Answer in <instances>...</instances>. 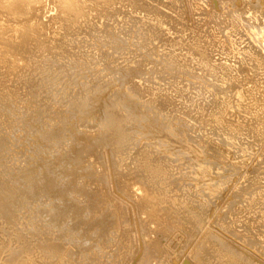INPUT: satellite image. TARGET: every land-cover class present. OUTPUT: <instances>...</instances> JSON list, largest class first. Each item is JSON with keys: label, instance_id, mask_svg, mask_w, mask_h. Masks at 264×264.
<instances>
[{"label": "bare ground", "instance_id": "obj_1", "mask_svg": "<svg viewBox=\"0 0 264 264\" xmlns=\"http://www.w3.org/2000/svg\"><path fill=\"white\" fill-rule=\"evenodd\" d=\"M219 1H221V0H0V14H4V15H6V17H8L9 18V20L11 21H13L14 23H15V26H13L14 27V30L17 32V34H15V33H13V35L12 36H15L16 35V37H18V41L16 40V38H15V40L17 41V42H13V43H11L12 41H13V39L11 40V41H9L10 39H8V40H6L4 37V39H5V41L3 40V39H1V40H3V42H2V45H3V43H4V48L6 47V42L7 41H9V42H7V43H9V44H7V45H9V49H3V50H1V47H0V50H1V53H0V75H5V76H7V78H8V75H9V78H8V80L10 79V75H12V76H16L17 78L16 79H18V81L19 80H23V79H25V78H27L29 75L31 76L32 75V73L30 74L29 72H28V69H29V67L27 68V64H25V65H23V64H19L17 61L19 60V58H20V60H21V58L22 57H24L26 54L28 55L29 53H33V58H34V61H35V63H36V60L37 61H39V64H41V65H38V66H36L35 67V69L37 68L38 70H40L39 71V75H37L38 76V79H39V77H40V79H39V81H45L46 82V80L48 81V77L50 76V75H53V74H57V75H59L61 78H63V77H66L67 78V80L64 82L65 84L64 85H66V86H70V85H72L73 87L75 86V87H82L83 89H81L80 91H76L77 93H76V95H73V96H70V95H65V98H64V100L66 101V102H68L73 108L75 107V111H77V112H79V113H81L82 115H84L86 112L84 111V110H86V111H89L90 112V115H89V119L91 120V122H94L93 123V126H95V128H96V133H93V135H90V134H86L85 132H86V129H85V132H83V130H84V126L83 125H85L83 122V125L82 124H80V130L81 131H77V129H76V127H75V129H74V125H76V124H67L68 123V121H66L65 123H62L63 121H64V119H62V122H61V124H62V127H60V128H62L63 130H65L66 132H68L69 131V137H71L72 136V138H73V144L74 143H76V145L73 147V146H71L72 148H70L71 150H69V149H63V148H58V146H57V148L56 149H63V150H67L66 152H63L62 150L59 152V150H57V152H56V155H54V156H52L51 157V154L53 153H55V152H47V150H49L51 147H49V146H51L49 143L47 144L48 145V149L46 148L45 149V147H43L44 148V152H47L48 154L47 155H49V158L48 159H46V162H47V164H46V162H42L43 164H44V167L42 166V168H38L36 171H37V173H35L36 171H35V169L32 167V169H33V171H35L34 173V175L33 174H31V172L33 173V171H31L30 173L28 172L29 171V169H28V167H25V168H27L26 169V171L24 172L23 170V168H22V172H24L23 173V175L21 176H19V177H17L16 176V174L19 172V169H20V167H18L19 169H18V172H17V170L16 171H13V173L11 172L12 170L11 169H13V167L10 169V171H8V172H11L10 173V177L8 176V178H5L4 176L6 175L5 173H7V172H5L4 174H3V171L5 170V169H3V171H2V173L0 172V217L2 218V219H4V221H5V219L8 217L9 218V216H7V213H8V206H9V201L10 200H14V201H10V202H13V203H19L20 205L21 204H25L26 203V201L28 202L29 201V199H31L33 196H34V194H41V192H39V191H42V188L41 187H44V188H47V187H50V186H53L52 188H50V189H53L55 186L54 185H56V187H58V188H60V189H58V192L60 191V194H61V196H62V194H64V193H66L65 191V188H68V187H64V186H60V185H58L59 183H57L56 182V177H54V173H55V167H53L54 165H55V163L56 162H62L61 160H62V158H63V164L66 162V161H68V159H66V157L67 158H69V159H71V161H73V163L72 162H70L69 161V163H72L71 165L72 166H74L73 167V169H76L77 167L75 166V164L77 165V166H80L79 168H81V170H82V167H81V165H82V156H83V154L85 153H92V152H96L95 154L96 155H98L97 156V160H98V158H99V160H100V164L102 165V168L101 169H103V172H102V170L100 171L101 173H103L102 175H101V178H99V180H98V178H96V179H94L95 181L97 180V184H98V186H100L101 187V189H102V191L105 189V191H106V197L107 196H109L110 195V197L112 198V201H114L112 204H113V206H112V208L114 207V209H112L114 212H116L117 211V213L119 212V214L120 213H122V215L121 216H123V221L121 222V224L123 223V224H127L128 226H136L135 225V223L133 224V219H135V218H137V221H138V218H139V214L141 215V213L144 215V211H148L149 212V214H150V211H152L153 210V208H156V209H158L159 207H156V205H155V203L154 202H152V197H151V200H148V201H146L147 199H145V197H146V195H145V192L146 191H144V194L142 193V186L141 185H139L138 186V184L139 183H141L143 186H150L151 188H154L153 190H157V188L155 189V185L156 184H158L159 182H161L162 180H166V178L169 176H171L172 177V175H170L171 173L170 172H173L172 170H174L173 169V166H172V164L170 163V161L172 160L171 158H169V159H167V156H166V158L164 157H160V154L158 155L159 156V158H156V157H154V154H153V152L155 151H152L153 150V148L155 147V141L153 140V143H151L152 145L153 144H155V145H153V146H151L150 145V147L148 146L149 144H146L145 143V146H144V144H143V148H140V150H135V148H133L132 150L133 151H137L135 154H133V155H135L134 156V162L136 163H134L133 165L136 167L135 169L137 170V167H138V174H136V176H138V179L134 176V174H133V178L135 177L136 179H134V181L136 180L137 182H134V184H136V186L137 187H134L135 185L133 184V185H130L129 183H128V185L126 184V182H125V184L127 185H123L122 187H123V189L122 190H124L125 189V192H124V195H122V196H125V201L122 199V200H119L118 198H116L114 195H116V194H114V195H112V193H113V188H114V186L116 185V182H118V183H120V182H123V181H125V178H127V176H128V178H129V175H131L132 176V171L134 170H132L130 173H129V169H131V168H129L130 166H132V164L131 165H129V167H128V165H126V166H123V163L121 162L122 161V159H125V158H127V157H125L124 158V156L122 155V154H124V152H122V150H125V149H123L124 147H127V146H124L123 147V145H124V143H126V142H128L130 139H131V137H130V135L128 134V130H127V125H134L133 123H137V119L138 118H141L142 116H147L146 117V121H147V118H148V114H150V116H149V118L150 119H152V121L151 122H153L154 123V121H153V119L157 122V119H164L163 120V123H165V119H167V117H166V114L165 115H161V113H159V111H160V109L161 110H163V107H164V105H165V101L167 102V101H169V103H170V100H173V96L172 95H174V93L175 94H179L180 96H181V92L182 91H184L185 92V90L186 89H189L188 87L186 88V87H184V88H186L185 90H183L184 88L182 87V86H179V84L177 83V82H174V81H172V83H170V84H168V82H167V84H168V86L166 87H164V85H163V83L164 82H161L160 80H161V77H160V79H159V81L162 83V85H163V87H160V86H162V85H159V86H156V87H153L154 85H156V84H154L153 86L151 85L150 86V84H149V86L147 85V86H144L143 85V79L142 80H140V83H139V81H137L138 83H135L134 81H130L131 79H128L127 77H130L131 75L133 76V71L130 73V75H129V73H127V72H129L130 71V68H131V65L129 64L128 65V63H130V61L131 62H133V61H135V60H131V59H133V52H132V55H130L129 53V50H128V53H127V56H128V58H131L130 60H127V59H124V60H126L127 61V65L128 66H130L129 67V71H127V72H125L127 69H126V66H125V69L126 70H124V65H126V63H125V61H123L122 60V64H121V66H120V64H119V62H118V64H119V66H118V70H115V68L117 69V66L116 67H114L113 65L112 66H110L111 64H116V56L113 54L114 52H118V50L121 48V45H120V48L118 47V45H116L117 43H115V40L118 38H120L121 40H125V42L127 41H130V44H128V45H132L131 44V40H133L134 42V44H137L140 48H142V49H146L147 47H145L146 45H145V41L149 38L150 39V35L152 36L153 34H155V31H156V33L158 32L160 35H161V39H162V34H164L163 32L164 31H166V30H163L162 31V28L163 29H167V30H171V31H169V33L168 32H165V34L167 35V33L171 36V33L170 32H172V33H174L172 36L174 37L176 34H177V37H174V38H172V36L171 37H168V36H166L165 34H164V44L166 45V46H164V49H165V47H166V49H167V52H166V54H165V56L164 57H166V61H165V63H162V58L160 59L159 57H163V55H161L160 53H159V55H161V56H158V59H155V61L156 60H158L157 62L159 63L160 61V65H161V63H162V65L164 64V65H166L165 66V68L166 69H168L167 68V66L169 65V66H173V67H176V68H178L177 69V71H176V68H175V71L178 73V76L180 75L179 74V72H180V68H181V70H182V67H179L177 64H180V60H181V62H182V59L184 60V64H186L187 65V62L188 61H190V59H194V58H197V59H195L196 60V62L198 61L199 63H200V65H201V67L203 68V70L205 71V72H208V73H210L211 75H213V74H222L221 76H224V74H225V76H226V78L228 79V87L226 86V87H223V88H226V90H224V92L225 91H227V89L229 90V96H225L226 98H225V100L223 99H219L221 96H217V94L215 95V92H214V95L215 96H217V98H218V102H217V105H216V107H215V109L213 110H211L210 112H208L207 113V115L205 116V115H203L202 114V110H203V108L202 107H200L201 105L199 104V100L201 99V97H200V99L198 98L199 96H201L202 95V98L204 97L203 95H207L206 93L207 92H205V94L203 93L204 91H202V93L203 94H201V91H200V94L201 95H197V96H195V97H193L195 94H194V91H192L191 93H189L190 95L193 93L194 95L193 96H189L190 98H187V96L189 95L188 94V90L186 91L187 92V94H186V92H185V95L184 96H186L184 99L185 100H187V99H189V101H187V102H189L186 106H185V111L181 114V115H184L185 116V118H187L186 120H188V121H192V120H195V117H196V120H202V122H204L205 120L206 121H208L210 124H213V125H218V129L217 130H219V128L220 127H222V128H224L225 130H227V133H226V139H228V141H227V144L230 146V148L231 147H233V145H234V141L235 140H239L241 137V135H244V134H246V133H250L249 135H248V137L250 136L251 137V134L254 136V138H251V139H256V141H257V143H261L260 144V146L261 147H263L262 145L264 144V98H263V88H264V85L263 86H261V84L260 83H258V82H256L255 80H253V78H252V76H249V72L250 71H253V70H256V69H262V68H264V53H261V52H259V50H256L255 48H253L252 46H246L244 49H242V51L240 52L241 54H242V59H240L241 60V64H240V62L238 63V64H240V65H244V66H242V68H244L243 70H242V73H243V76H240V75H238L239 73L233 68V65H232V63H233V61L232 60H229L230 62L232 61V63L230 64H225V62L227 61L228 62V60L226 59V57H222L223 58V60L225 61H223V60H221V57H220V61L219 62H221L222 61V63H218V62H215L214 60H212L213 58L212 57H215L214 55L213 56H210L211 55V49L208 47L209 46V43H207L206 42V40L205 39H203V37L204 36H202L203 35V33H206V32H204V30H203V33L199 36L198 35V33L195 31V30H193V32L191 33L190 32V34H187V35H183L184 34V31L186 32V30L187 29H189L190 30V24L188 25L187 23H182L183 21H185V20H183V18L185 17H182V15H179L178 13H182V11H180L179 12V9L181 8V6H182V8H186L188 11L189 10H191V12L193 11H195L196 9H197V7H199L200 5H202V7L204 6V13H202V14H204L205 15V20L206 19H209V18H214V19H216L217 17H218V15L220 16L221 15V10H219L221 13H216V11L213 9V7H212V2H214V5H218L219 3L221 4V5H224V4H227L226 6H228V11H225L224 13H226V17H227V21L225 20L224 22L222 21L221 22V20H223L224 19V14H223V17H221V20L220 19H218L217 21L218 22H220L221 24H224L225 22H226V26H228L227 27V29L229 28V29H231V31H232V34L234 33L235 34V37H240L241 35H244L245 33H247V32H244V30L246 31L247 29H246V26L247 25H250V24H252L251 22L253 21H251L249 24H245L244 23V20H245V17H244V19H243V14H241V12L243 11V8L242 7H244V6H249V4H247V1H250V0H224V1H221V2H219ZM257 2V1H256ZM37 3H42V7L44 8L43 10H45V11H47V12H50L51 14V16H50V18L51 19H49V20H53L54 22L53 23H55V24H58V26H55L54 27V33L56 34V35H58L59 36V38L58 39H53L54 38V36H51V37H53L52 39H50L49 38V40L48 41H46L47 40V38H45V39H43V37L42 36H40V34L42 35H44V33H38V30H37V28H38V25L37 24H39L38 22L40 21V22H42L40 19L43 17L42 15V17L41 18H39V21L37 22L36 21V19H37V15L35 14V12H36V7H35V4H37ZM249 3V2H248ZM258 3H259V0H258ZM247 4V5H246ZM251 4V3H250ZM38 5V4H37ZM253 5V4H252ZM261 5H263V4H261ZM39 6V5H38ZM220 6V5H219ZM248 6H247V8H248ZM201 7V6H200ZM222 8H224L223 6H221ZM232 7H236L235 9H231ZM253 7V9L254 8H256V7H254V6H252ZM258 7V6H257ZM263 7V6H262ZM40 8H41V5H40ZM182 8H181V10H182ZM250 8V7H249ZM38 9V8H37ZM124 9H126V10H124ZM178 9V10H177ZM193 9H195V10H193ZM225 9H227L226 7H225ZM251 9V8H250ZM40 10V9H39ZM39 10H38V12H39ZM224 10V9H223ZM198 11V10H197ZM253 11H255V10H253ZM257 11H259V10H257ZM38 12H36V13H38ZM41 13L43 12V11H40ZM139 12V14L140 13H143V15H142V17H140L139 18V16L138 15H136V16H134V14L135 13H138ZM192 12V13H193ZM200 12H202V11H200ZM46 13V12H45ZM132 13H134L133 15H131ZM247 13V12H246ZM254 14H256V13H254ZM43 15L45 16V14L43 13ZM141 15V14H140ZM176 15H178V16H176ZM47 16H48V13H47ZM98 16H100V17H102L103 19H105V21L106 22H112V23H110V25H109V27L106 29V30H102L101 28L99 29V28H96L95 27V21H94V19L96 18H98ZM137 16H138V18H137ZM259 16V15H258ZM5 17V18H6ZM38 17H40V16H38ZM46 17V16H45ZM182 17V18H181ZM7 18V19H8ZM101 18V19H102ZM186 18V17H185ZM250 18V17H249ZM262 19L264 18V17H261ZM3 19V18H2ZM95 19V20H96ZM99 19V18H98ZM183 21H182V20ZM188 19V18H187ZM186 19V20H187ZM199 19V18H198ZM4 20V19H3ZM6 20V19H5ZM33 20H35L36 22H34ZM182 22H181V21ZM203 20V19H202ZM213 20V19H212ZM250 20V19H249ZM98 20H96V22H97ZM195 21V20H194ZM197 21H199V20H197ZM207 21V20H206ZM209 21V20H208ZM214 21V20H213ZM216 20H215V22L217 23V25L219 24V26L221 25L220 23H218ZM2 22V21H1ZM1 22H0V24H1ZM7 22V21H6ZM45 22V21H44ZM51 22L52 21H50V24H51ZM103 22V21H102ZM256 22V21H255ZM3 23V22H2ZM48 23V22H47ZM46 23V24H47ZM80 23H83V24H85L87 27H88V34L89 35H87V36H91V37H93L95 40H97L96 42H98V40H99V42L100 41H102L104 44H103V47L105 48V47H109V48H112L113 50H110V51H112L113 53H109V51H106V49H105V51H102V49H101V51L102 52H100V53H94V52H83V50H76V49H74L73 47H74V44H76V42L75 43H73V46H71L70 45V42L72 41L73 42V39L71 40L70 38H69V36H71V33L73 34L74 33V31L76 30V28H77V25L78 24H80ZM98 23H100L101 24V22H99L98 21ZM262 23V22H261ZM260 23V24H261ZM40 24H43V23H40ZM107 24H109V23H107ZM113 24V25H112ZM206 24V23H205ZM212 24L213 25H215L213 22H212ZM212 24H209V25H212ZM259 24V23H258ZM4 25V24H3ZM2 25V26H3ZM48 25V24H47ZM46 25V26H47ZM84 25V26H85ZM97 25V24H96ZM191 25H193L194 27H195V25L194 24H191ZM199 25V24H198ZM212 25V26H213ZM49 26V25H48ZM53 26H54V24H53ZM52 26V27H53ZM83 26V25H82ZM82 26L80 27L81 29H82ZM187 26H188V28H187ZM202 26V25H201ZM205 27H206V25H204ZM219 26H217L218 28H220ZM225 26V24H224V28L226 27ZM254 26V25H253ZM252 26V27H253ZM18 27H21V29H19ZM50 27V26H49ZM106 27V26H105ZM249 27V26H248ZM256 27H258V25L256 26ZM1 28V27H0ZM10 28V27H9ZM8 28V30L10 31V29ZM40 28V27H39ZM38 28V29H39ZM43 28V27H42ZM51 28V27H50ZM79 28V29H80ZM84 28V27H83ZM223 28V29H224ZM1 29H3V27L1 28ZM48 28L46 27V30H47ZM52 29V28H51ZM111 29V30H110ZM152 29V30H151ZM197 29V28H196ZM223 29H220V31L221 30H223ZM226 29V28H225ZM6 30V29H5ZM58 30H63V32L62 33H60L59 31L57 32ZM84 30V29H83ZM151 30V31H150ZM1 31V30H0ZM39 31H42V30H40L39 29ZM44 31V30H43ZM48 31H50V30H48ZM52 31V30H51ZM81 31V30H80ZM79 31V32H80ZM153 31H154V33H153ZM192 31V30H191ZM199 31H201V30H199ZM205 31H207V30H205ZM214 31V30H213ZM219 31V30H218ZM224 31V30H223ZM226 31V30H225ZM228 31V30H227ZM230 31V32H231ZM2 32H4V31H2ZM86 32V33H87ZM151 32L153 33V34H151ZM211 32V31H210ZM229 32V31H228ZM229 32V33H230ZM244 32V33H243ZM1 33V32H0ZM77 33H78V29H77ZM201 33V32H200ZM243 33V34H242ZM5 34V33H4ZM12 34V33H11ZM15 34V35H14ZM45 34H46V32H45ZM76 34V33H75ZM74 34V35H75ZM82 34V33H81ZM80 34V35H81ZM85 34V33H84ZM207 34H208V31H207ZM228 34V33H227ZM0 35H3L2 33L0 34ZM78 35V34H77ZM156 35V34H155ZM155 35H154V37H155ZM205 35V34H204ZM213 35V34H212ZM238 35V36H237ZM240 35V36H239ZM6 36H7V34H6ZM11 36V35H10ZM84 36V35H83ZM206 36V35H205ZM209 37H211V35H208ZM208 36H206L207 38H208ZM214 37H215V35H213ZM219 36V35H218ZM229 36H230V34H229ZM233 36V35H232ZM231 36V37H232ZM2 37V36H1ZM42 37V38H41ZM153 37V36H152ZM153 37V39L154 40H156V38H159V36L158 37H155L154 38ZM213 37V38H214ZM242 37V36H241ZM13 38V37H12ZM73 38H74V36H73ZM78 38V37H77ZM90 38V37H89ZM88 38V39H89ZM205 38V37H204ZM212 38V37H211ZM218 38H220V37H218ZM218 38H217V40L216 41H218ZM74 39H76V38H74ZM87 39V40H88ZM148 39V40H149ZM152 38H151V44H152V41L153 42H158V40L159 39H157L156 41H154ZM215 39V38H214ZM235 39V38H234ZM0 40V41H1ZM14 40V41H15ZM83 39H81V42H83L82 41ZM85 40V39H84ZM120 40V41H121ZM208 40V39H207ZM210 40V39H209ZM212 40V39H211ZM239 40V39H238ZM78 41V40H77ZM86 41V40H85ZM91 41V40H90ZM92 41H94L93 39H92ZM118 42H119V44L120 43H124L123 41H119V40H117ZM116 41V42H117ZM213 41V40H212ZM220 41V40H219ZM71 42V43H72ZM79 42H80V40H79ZM98 42V43H99ZM159 42H160V40H159ZM158 42V43H159ZM162 42V41H161ZM214 42V41H213ZM84 43V42H83ZM216 43V42H215ZM214 43V44H215ZM233 43V42H232ZM86 44V43H85ZM93 44H94V42H93ZM96 45H97V43H95ZM147 44V43H146ZM150 44V43H149ZM150 44V45H151ZM160 44V43H159ZM163 42L161 43V45L159 46V47H163ZM207 44H208V46H207ZM213 44V43H212ZM224 44V43H223ZM231 44V43H230ZM229 44V45H230ZM263 44V47H264V42L262 43ZM1 45V44H0ZM115 45H116V47L117 48H119V49H116L115 48ZM123 45H125V44H123ZM226 45V44H225ZM234 45V44H233ZM232 45V46H233ZM92 46V45H91ZM126 46H127V44H126ZM155 46H157V45H155ZM3 47V46H2ZM8 47V46H7ZM85 47V46H84ZM95 47V46H94ZM97 47V46H96ZM150 47V46H149ZM148 47V48H149ZM207 47L210 49V52L208 51L209 49H207ZM216 48H219V49H223V48H220V47H222V46H220V47H217V45L215 46ZM214 47V48H215ZM225 47V46H224ZM231 47V46H230ZM79 48H80V46H79ZM78 48V49H79ZM129 48V47H128ZM152 49L154 48L153 47V44H152V47H151ZM156 48V47H155ZM154 48V49H155ZM212 48V47H211ZM41 49V52L39 51ZM83 49V48H82ZM121 49H123V47L121 48ZM152 49H150L149 50V52H151L152 51ZM153 49V50H154ZM157 49H158V47H157ZM160 49V48H159ZM161 49H163V48H161ZM36 50H38V52L37 53H34V52H36ZM76 50V51H75ZM125 50V49H124ZM123 50V51H124ZM156 50V49H155ZM236 50V49H235ZM10 52V51H12L13 53H11L12 54V60H10L9 58L10 57H6L5 55H3L4 53H6V52ZM42 51H43V54H42ZM86 51V50H85ZM122 51V52H123ZM131 51V50H130ZM146 51H148L147 49H146ZM158 51V50H157ZM157 51H155V52H151L152 54L153 53H156ZM160 51V50H159ZM163 51V50H162ZM162 51H160L161 53H162ZM218 52V50L216 49H214V51L213 52H215L216 54H217V52ZM226 51V50H225ZM263 51H264V49H263ZM41 53V54H39V55H36L35 56V54H38V53ZM45 52V53H44ZM47 52V53H46ZM121 52V53H122ZM212 52V53H213ZM229 52H232V50L231 51H229ZM10 53L8 54L9 56H10ZM120 53V54H121ZM158 53V52H157ZM214 53V54H215ZM44 54H46V55H44ZM123 54H125V52L123 53ZM122 54V55H123ZM130 55V57H129V55ZM140 54V53H139ZM137 55V56H141V54L140 55ZM163 54V53H162ZM219 54V53H218ZM222 54H224V51H223V53ZM228 53H227V51H226V55H227ZM230 54V53H229ZM31 55V54H30ZM56 55H58V57H56V58H54ZM158 55V54H157ZM220 55H221V53H220ZM219 55V56H220ZM232 55V54H231ZM15 56H18L19 58H16ZM29 56V55H28ZM35 56V57H34ZM126 56V55H125ZM153 56H155V55H153ZM221 56H225V55H221ZM31 57V56H30ZM142 57V56H141ZM163 57V58H164ZM26 58H27V56H26ZM25 58V59H26ZM36 58V59H35ZM135 58H137L136 57V55H135ZM144 58V57H143ZM155 58H156V56H155ZM181 58V59H180ZM218 58V57H217ZM226 60H225V59ZM28 59H30V61L32 62V57L31 58H29L28 57ZM28 59H27V61H28ZM32 59V60H31ZM147 59H149V58H147ZM146 59V60H147ZM165 59V58H164ZM163 59V60H164ZM180 59V60H179ZM215 59H216V57H215ZM19 60V61H20ZM77 60H80V61H82L83 63L84 62H86V61H84V60H89L90 62L89 63H87L86 62V64H88L90 67H93V68H95V66H97V65H106L105 67H100V70H99V68L98 67H96L98 70H95V72L97 71V73L94 75V79L96 78V80L98 79V81L96 82L94 79V81H95V83L97 84V85H95L94 86V84L92 85V84H90V83H88L89 81H91V80H88L87 78H86V76H85V74H82V73H79L78 71H79V69H78V71H77V74L78 75H80V74H82L81 76H85V78H86V80L88 81V82H86V84L84 83V82H81L80 80H78V82L79 83H77V77H76V73H75V75H73L74 73H72L71 75L68 73V71H70V70H73L74 68H76V66L75 67H73V69H70L69 70V68H72L71 66H72V64L73 63H75V61H76V65H77V63L79 62H77ZM238 60V59H237ZM22 61V60H21ZM25 61V60H24ZM33 61V62H34ZM145 61V60H144ZM144 61H140L141 63L142 62H144ZM41 62V63H40ZM81 62V64H83ZM123 62L125 63V64H123ZM137 61H135V63H136ZM140 62H139V64H140ZM147 62V61H146ZM145 62V63H146ZM152 62V61H151ZM178 62V63H177ZM38 63V62H37ZM36 63V64H37ZM70 63H72V64H70ZM149 63V60H148V62L146 63V65ZM168 63V64H167ZM174 63H176V64H174ZM191 63H192V61H191ZM235 63V62H234ZM34 64V63H33ZM80 64V66H82ZM85 64V65H86ZM117 64V65H118ZM132 64V63H131ZM138 64V63H137ZM137 64H135V66H133L132 68H134V69H131V70H139V71H141L140 69H139V67L141 68V66L139 65V67H137ZM149 64H151L150 66H153L152 64L153 63H149ZM149 64H148V66H149ZM155 64V63H154ZM190 64V63H189ZM193 64V63H192ZM237 64V65H238ZM69 65H71L69 68L68 67H66V66H69ZM85 65H83V66H85ZM132 65H134V63L132 64ZM160 66V67H162V69L164 68V66ZM181 65V64H180ZM230 65H232V66H230ZM240 65H238V66H240ZM82 66V67H83ZM87 66V65H86ZM127 66V67H128ZM143 66H144V63H143ZM149 66V67H150ZM190 66V65H189ZM31 67H33V65L31 66ZM114 67V68H113ZM121 67H123V69H121ZM135 67H137L138 69H135ZM154 67H156V66H154ZM27 68V69H26ZM68 69V71H67V69ZM77 68H79V64L77 65ZM81 68V67H80ZM93 68H91V70H94ZM95 68V69H96ZM110 68H112L113 70H115L116 72H113L114 74L115 73H117V71H118V73H119V69H121L122 70V72H123V70H124V73H126V75H129V76H126L125 77V79H126V81H127V79L129 80V82H126L125 80V82L128 84V83H132V84H130L129 86H126V83L124 82V86H126V87H124V86H121V85H118V84H114L115 82H113L112 83V81L113 80H117V77L115 76V78H114V75H113V73L111 74L110 73V71H109V69ZM144 68H145V66L142 68V70H144ZM146 68H147V66H146ZM172 68V67H171ZM189 68H192V67H189ZM199 68V67H198ZM36 69V70H37ZM108 69V70H107ZM148 69H150V68H148ZM147 69V70H148ZM25 70V71H24ZM34 70V69H33ZM35 70V71H36ZM37 70V71H38ZM81 70V69H80ZM151 70H154L153 69V67L151 68ZM150 70V71H151ZM157 69H155V71H156ZM171 70V69H170ZM169 69L168 70H165V72H168L169 73V71H170ZM172 70H174V68L172 69ZM196 70H198V69H196ZM196 70H194V72L196 71ZM199 70H200V68H199ZM240 70V69H239ZM106 71H109V73H110V75H108L109 73L107 72V76H112L113 75V80H112V78H111V82L109 83V84H114L115 86H117V88L116 87H114L113 85H112V87L111 88H115V89H111L112 91H110L111 93H108V95L107 96H105V98L103 97L102 99V101H99V100H101V96L99 97L98 95L99 94H101L102 95V93H103V91L105 90V89H107V88H109V86L107 87V84H106V87L107 88H103L104 86H103V79H102V77L104 78V72H106ZM139 71H138V74H139ZM144 71H146V70H144ZM155 71H154V73H155ZM161 72L162 70H158V72ZM179 71V72H178ZM190 72H191V70H189ZM204 71H202V73L204 72ZM30 72H32L31 70H30ZM73 72H75L74 70H73ZM84 72V71H83ZM89 72V71H88ZM88 72H86V74L89 76V74H91V72L88 74ZM111 72H112V70H111ZM135 72V71H134ZM148 72H149V70H148ZM157 72V75L159 74L160 75V73H158ZM171 72V71H170ZM172 72H174V71H172ZM190 72H189V75L191 76V74H190ZM193 72V73H194ZM204 72V73H205ZM26 73H29V75L28 76H26L27 74ZM35 73V72H34ZM92 73H94V72H92ZM117 73V74H118ZM121 73V72H120ZM124 73H122V75L124 74ZM136 73V72H135ZM162 73H164V72H162ZM175 73V72H174ZM173 73V74H174ZM197 73V72H196ZM198 73H200L201 75H202V73L201 72H198ZM203 73V74H204ZM238 73V74H237ZM19 74V75H18ZM104 74V75H103ZM145 74V73H144ZM144 74H142V75H144ZM146 74H148V75H150V74H152V72L150 73H147L146 72ZM156 74V73H155ZM155 74H152V76L154 75V78L152 77V78H150V80H152V79H156L157 77L155 76ZM166 74V73H165ZM164 74V75H165ZM170 74V73H169ZM169 74H166V75H169ZM183 74H184V72H183ZM200 74H199V76H200ZM206 74V73H205ZM35 75H36V73H35ZM57 75H56V77H57ZM92 75V74H91ZM148 75H146V76H148ZM163 75V76H164ZM181 75H182V73H181ZM193 75V74H192ZM207 75V74H206ZM204 76V75H202V77H206L205 79H206V81H209V79L207 80V76ZM37 76H35V78L37 77ZM55 76V75H54ZM59 76L57 77V78H59ZM75 76V77H74ZM84 76H83V78H84ZM93 76V75H92ZM119 76H121V75H119ZM135 76H137V75H135ZM139 76V75H138ZM137 76V77H138ZM151 76V75H150ZM162 76V77H163ZM169 76H171V75H169ZM189 76V77H190ZM210 76V75H209ZM219 76V75H218ZM217 76V77H218ZM221 76H219V80H220V78H221ZM4 77V76H3ZM32 77H33V75H32ZM55 77V78H56ZM80 77V76H79ZM145 77V76H144ZM149 77V76H148ZM148 77H145V78H148ZM156 77V78H155ZM175 77V76H174ZM181 77H183V76H181ZM185 77V76H184ZM182 78L183 79V81H185L184 79L185 78ZM192 78L194 77V79H195V76H191ZM190 77V78H191ZM2 78V77H1ZM35 78H32V79H30V80H32L33 81V79H34V81H37V80H35ZM50 78H52V77H50ZM54 78V79H55ZM81 78V77H80ZM80 78H78V79H80ZM89 78V77H88ZM105 78H106V75H105ZM104 78V79H105ZM109 78V77H108ZM123 79H124V77H122ZM139 78H140V76H139ZM139 78H137L138 80H139ZM164 78V77H163ZM170 79H171V77H169ZM177 78V77H176ZM175 78V79H176ZM180 78V77H179ZM197 78H199L198 76H196V79ZM64 79V78H63ZM90 79H92V78H90ZM120 79V80H119ZM117 81H121L122 79L121 78H119ZM149 79V78H148ZM168 79V78H167ZM170 79H169V82H171L170 81ZM181 79V78H180ZM182 79H181V81H182ZM193 79V80H194ZM212 79H215V80H217L216 79V77L215 78H213V76H212ZM7 80V81H8ZM56 80H58V79H56ZM65 80V79H64ZM85 80V79H84ZM108 80H110V78L108 79ZM150 80H147V82L149 81L150 83H151V81ZM158 80V79H157ZM219 80H217V82L216 83H219L218 81ZM223 80V79H222ZM222 80H220V81H222ZM2 81H3V79H2ZM10 82H12L11 80H9ZM9 81L7 82V83H9ZM15 81H17V80H15ZM17 81V82H18ZM26 81V80H25ZM32 81H30L31 82V84H32ZM50 81V80H49ZM55 81V80H54ZM141 81L143 82V83H141ZM178 81H179V79H178ZM181 81H179V82H181ZM182 81V82H183ZM187 81V80H186ZM204 83L203 84H205V80H202ZM212 81H214V80H212ZM5 82H6V80H5ZM14 82V81H13ZM12 82V83H13ZM20 82V81H19ZM51 82H53V81H51ZM60 82V81H59ZM58 82V83H59ZM109 82V81H108ZM107 82V83H108ZM134 82V83H133ZM145 82H146V79H145ZM146 82V83H147ZM155 82V81H154ZM160 82H158V83H160ZM195 82V81H194ZM210 82V81H209ZM208 82V83H209ZM11 83V86H14V85H17V83L16 84H12ZM50 83V82H49ZM61 83V82H60ZM60 83H59V85H60ZM87 83L88 84H90L89 86H91L92 85V87H89L88 85H87ZM104 83H106V80L104 81ZM117 83V82H116ZM120 83H122V82H119V84ZM153 83V82H152ZM185 83V85H186V83H187V86H188V82H184ZM193 83V82H192ZM197 83V82H196ZM199 83H201V82H199ZM208 83L205 85V86H207L208 85ZM214 83V82H213ZM216 83H215V85L214 86H216ZM247 83H252V85H251V87L249 88H245L244 86H246V84ZM1 84H3V83H1ZM25 84H26V82H25ZM30 84V85H31ZM37 84V83H36ZM39 84V83H38ZM41 84V83H40ZM39 84V86L37 85V87H40L41 85ZM166 84V85H167ZM181 84H183V83H180V85ZM203 84H201V86L203 85ZM210 84V83H209ZM222 84V86H223V82L221 83ZM21 85V84H20ZM23 85V84H22ZM27 85H28V83H27ZM30 85H28V86H30ZM35 85V84H34ZM45 85V84H44ZM51 85V84H50ZM49 85V86H50ZM54 85V84H53ZM184 85V84H183ZM220 85V83L217 85V86H219ZM5 86V85H4ZM7 86V85H6ZM5 86V87H6ZM23 86H25V85H23ZM48 86V87H49ZM55 86H57V84L55 85ZM94 86V87H93ZM193 86V85H192ZM209 86V85H208ZM212 86V85H211ZM216 86V87H217ZM1 87H2V89L4 90V88H3V85H1ZM15 87V86H14ZM17 87V86H16ZM27 87V86H26ZM36 87V89H38ZM42 87V86H41ZM46 87V86H45ZM71 87V86H70ZM69 87V88H70ZM220 87H221V85H220ZM220 87H217V89L218 90H215V91H217V92H219V89H223L222 87L220 88ZM10 88V90H11V88H12V91H13V87H8V89ZM17 88H20V87H17ZM34 88L35 87H33V89L32 90H34ZM55 88V87H54ZM101 88H103V90L101 89ZM190 88H193V87H191L190 86ZM201 89H203V88H206V87H204L203 86V88L202 87H200ZM40 89H42V88H39V90H37V91H40ZM43 89H44V86H43ZM42 89V90H43ZM58 89V88H57ZM71 89V88H70ZM78 89V88H77ZM207 89V88H206ZM213 89V88H212ZM216 89V88H215ZM3 90L1 91V89H0V91L1 92H3ZM16 90V89H15ZM41 90V91H42ZM46 90V89H45ZM98 90L100 91H102V92H100L98 95H97V92H98ZM110 90V89H109ZM190 90V89H189ZM197 91L199 90V89H196ZM239 90H241V91H239ZM5 91H7L6 92V94H8L9 92V90H7V88H6V90ZM35 91V90H34ZM50 91V90H49ZM59 91H60V88H59ZM105 91H108V90H105ZM197 91H195V92H197ZM222 92H223V90H221ZM17 92V91H16ZM45 92V91H44ZM174 92V93H173ZM199 92V91H198ZM196 93V94H199V93ZM14 93H15V91H14ZM50 93V92H49ZM60 93V92H59ZM65 93V92H64ZM107 93H105V94H107ZM171 93H173V94H171ZM213 92H209V95L210 94H212ZM225 93H227V95H228V92H225ZM10 94H11V91H10ZM17 94H19V92H17ZM22 93L20 92V95H21ZM24 95H25V93H23ZM26 94H28V93H26ZM55 94V93H54ZM104 94V93H103ZM184 94V93H183ZM182 94V95H183ZM222 94V93H221ZM220 93H219V95H221ZM4 95H5V93H4ZM13 95V94H12ZM41 95H43V94H41ZM45 95H46V92H45ZM45 95H43V96H45ZM47 95H49V94H47ZM45 96V97H48V96ZM61 95H62V93H61ZM208 95V96H209ZM233 95H236L237 97H238V99L237 100H235V98H237V97H235L234 98V96ZM14 96V95H13ZM12 96V97H13ZM26 96V95H25ZM24 96V97H25ZM29 96V95H28ZM42 96V97H43ZM52 96H53V94H52ZM56 96H57V94H56ZM56 96H55V98H56ZM179 96V97H180ZM183 96V97H184ZM213 96V95H212ZM214 96V97H215ZM27 97V96H26ZM35 97V96H34ZM39 97V96H38ZM41 97V96H40ZM51 97V96H50ZM170 97H172V98H170ZM175 97H177V96H175ZM207 97V96H206ZM210 97H211V95H210ZM214 97H212L213 98V102H214V99H216V97L214 98ZM224 97V96H223ZM17 98V97H16ZM29 98H30V96H29ZM36 98H37V96H36ZM35 98V99H36ZM55 98H53L52 100L54 101V99ZM58 98V97H57ZM56 98V99H57ZM100 98V99H99ZM168 100H167V99ZM181 99H182V97H180ZM198 98V99H197ZM208 98V97H207ZM206 98V99H207ZM239 98H241V99H239ZM11 99H13V98H11V96L10 95H7V96H3V95H1V97H0V111H1V109H2V111H5V112H7L8 114H9V111H11V110H8L9 108H11L10 107V104H11V102H10V100ZM18 99V98H17ZM19 99H21L20 97H19ZM23 99V98H22ZM21 99V100H22ZM27 100H26V102L27 103H33V105L35 106V104H34V101L32 100H30V99H28V98H26ZM34 99V98H33ZM41 99V98H40ZM46 99V98H45ZM61 99V98H60ZM59 99V100H60ZM177 99H179V98H177ZM16 99L14 98V100L13 101H15ZM37 100H39V99H37ZM37 100H35V101H37ZM42 100H44V98H42L41 100H39V101H41L42 102ZM58 100V99H57ZM57 100H56V102H57ZM58 100V101H59ZM62 101H63V99H61ZM61 100H60V102H61ZM162 100V101H161ZM221 100V101H220ZM17 101V103H18V101L19 100H16ZM25 101V99L22 101V102H24ZM46 101V100H45ZM52 101V102H53ZM98 101L99 102H102V104H100L99 106H100V108L99 107H97V108H99V110L97 111V110H95L96 112H94V105L97 103L98 104ZM203 101V100H202ZM209 101H210V98H209ZM212 101H211V104H212ZM219 101H220V103H219ZM241 101V102H240ZM260 101H262V102H260ZM10 102V103H9ZM25 102V103H26ZM51 102V103H52ZM59 102V103H60ZM64 102V101H63ZM66 102H64V103H66ZM173 102V101H172ZM176 102V101H175ZM14 103V102H13ZM16 103V102H15ZM16 103V104H17ZM20 103H21V101H20ZM32 103L31 104H28V108H27V111H26V113L24 114L25 116H24V119H22V120H20L18 117L19 116H15L17 119H19V120H17L18 122L19 121H22V122H24L23 123V125L24 124H27L26 126H29L31 123H36L35 121V119H34V115H36L35 113L37 112V111H33V112H29L30 110H29V106L31 105V107H33L34 108V106L32 105ZM47 104L46 105H48V101L46 102ZM201 103V102H200ZM204 103H206V102H204ZM209 103V102H208ZM19 104V103H18ZM23 104V103H22ZM39 104V103H38ZM45 104V103H44ZM68 104V105H69ZM173 104H174V102H173ZM185 104V103H184ZM201 104H203V103H201ZM214 104H215V102H214ZM21 105V104H20ZM19 105V106H20ZM40 105H41V103H40ZM51 105H53V103L52 104H50L49 106H44L45 108L44 109H48L49 108V110L51 109ZM56 105H58V102L56 103ZM56 105H54V106H56ZM170 104H168V106H169ZM176 105V104H175ZM208 105V104H207ZM11 106H13V104L11 105ZM15 107H16V105H14ZM18 105H17V107H19ZM42 106H43V104H42ZM51 106V107H50ZM53 106V107H54ZM95 106H98V105H95ZM163 106V107H162ZM171 106V105H170ZM169 106V107H170ZM203 106V105H202ZM14 107V108H15ZM21 107V106H20ZM23 107H24V104H23ZM41 107V106H40ZM141 107V108H140ZM178 107V106H177ZM204 107H207V106H204ZM236 107H239L240 109H236ZM22 108V107H21ZM19 109V111L20 110H22V109ZM32 108V109H33ZM39 108V107H38ZM37 108V109H38ZM56 108V107H55ZM54 108V109H55ZM138 108H140V109H142V110H140V109H138ZM171 109L170 110H172L174 107L173 106H171L170 107ZM212 108V107H211ZM36 109V108H35ZM44 109H40V110H44ZM175 109V108H174ZM174 109H173V111H174ZM181 109H183V107L181 108ZM186 109H188V110H186ZM15 111H16V109H14ZM39 110V109H38ZM65 110V109H64ZM159 110V111H158ZM13 111V110H12ZM12 111H11V113H12ZM150 112V113H147L146 115H145V113L146 112ZM178 110L176 109V112H177ZM226 111L228 112V113H226ZM237 111L238 112H242L243 113V121L242 122H238V123H234V120H232L231 121V119H233V116L231 115L232 113L234 114V117H235V114H237ZM14 112V111H13ZM43 114H44V112L43 111H41ZM51 112V111H50ZM56 112V111H55ZM64 112V111H63ZM175 112V111H174ZM173 112V113H174ZM205 112H207V111H205ZM204 112V113H205ZM22 113H24V112H22ZM47 113H48V110H47ZM91 113L92 114H94V115H91ZM170 113H172V111H170ZM173 113L171 114L172 116H173ZM177 113H179V115H180V112H177ZM193 113H198V114H201V115H193ZM50 114V113H49ZM78 114V113H77ZM175 114V113H174ZM232 116V118L230 117V115ZM2 115V114H1ZM1 115H0V119H1ZM4 115V114H3ZM3 115H2V117H3ZM12 115H14V113L12 114ZM17 115V114H16ZM19 115V114H18ZM20 115H21V113H20ZM81 115V117H83ZM176 115H178V114H176ZM228 115H229V117L231 118H229L228 117ZM238 115H240V114H238ZM6 115H4V117H5ZM9 116V115H8ZM22 116V118H23V114L21 115ZM51 116V115H50ZM70 116V115H69ZM86 116V115H85ZM183 116V117H184ZM224 116L225 117H227V118H229L230 119V122H227L224 126L222 125V123L224 122L225 123V119H224ZM241 115L240 116H238V121H239V117H242ZM10 117H11V114H10ZM37 118H38V116H36ZM71 117H73V116H71ZM78 117V116H77ZM9 118V117H8ZM36 118V119H37ZM52 118V117H51ZM63 118V117H62ZM69 118V117H68ZM86 118V117H85ZM84 118V119H85ZM170 118H171V116H170ZM169 118V120H171ZM181 118V117H180ZM74 119H76L75 117H74ZM144 119H145V117H144ZM150 119H148L149 121H150ZM161 119H160V121H159V124L161 123ZM173 119V118H172ZM3 120H5V118H3ZM11 120H13V116L11 117ZM48 120V119H47ZM56 120H58V119H56ZM61 120V119H60ZM66 120V119H65ZM77 120V119H76ZM81 120V119H80ZM139 121H138V123L141 121L140 119H138ZM176 120V119H175ZM185 120V121H186ZM204 120V121H203ZM227 120V119H226ZM242 120V119H241ZM74 121V120H73ZM82 121V120H81ZM86 121H88V120H86ZM145 121V122H146ZM148 121V122H149ZM188 121H186V122H188ZM229 121V120H228ZM15 122V121H14ZM25 122H27V123H25ZM28 122H30V124L28 123ZM60 122V121H59ZM70 122V121H69ZM75 122H78V121H75ZM142 123H144L143 121H141ZM168 122H170V121H168ZM173 122V121H172ZM181 122H182V120H181ZM235 122H237V121H235ZM0 123H1V121H0ZM7 123V122H6ZM11 123L13 124V121H11ZM38 123V122H37ZM42 123V122H41ZM45 124H46V122H44ZM43 123V124H44ZM56 123V122H55ZM86 123V122H85ZM135 123V124H136ZM137 123V124H138ZM141 123V124H142ZM167 123V122H166ZM166 123L163 125L162 123H161V125H163V126H161V127H164V128H166L167 126H165L166 125ZM171 123V122H170ZM180 123V122H179ZM189 123V122H188ZM205 123V122H204ZM240 123V124H239ZM2 124H4V122L2 123ZM1 124V125H2ZM29 124V125H28ZM49 124V123H48ZM47 124V125H48ZM88 124H89V122H88ZM136 124V125H137ZM141 124H139V125H141ZM155 125H156V123H154ZM158 124V125H159ZM173 124V123H172ZM171 124V125H172ZM186 124V123H185ZM203 124V123H202ZM7 125V124H6ZM11 125V124H10ZM37 125V124H36ZM50 125V124H49ZM92 125V124H91ZM146 125V124H145ZM151 125V124H150ZM155 125H151V126H155ZM158 125H156V126H158ZM168 125V124H167ZM171 125H168V129L170 130V131H166V129H164L165 130V133L166 132H171ZM181 125H182V123H181ZM181 125L179 126H177V127H181ZM195 125V124H194ZM193 125V126H194ZM199 126L201 125L200 123L198 124ZM19 126V125H18ZM32 126V125H31ZM31 126H29V127H31ZM34 126V125H33ZM41 126V125H40ZM40 126L38 127V128H40ZM46 126V125H45ZM77 126V127H78ZM83 126V127H82ZM88 126V125H87ZM87 126L85 125V128H87ZM144 126V125H143ZM155 126V127H156ZM160 126V125H159ZM158 126V127H159ZM169 126H170V128H169ZM183 127L185 126V125H182ZM220 126V127H219ZM12 127H14V128H12ZM12 127H11V129H12V131H13V129H15V126H14V124L12 125ZM42 127H44V126H42ZM78 127V128H79ZM82 127V128H81ZM132 127V126H131ZM153 128L154 130H158L157 128ZM177 127H175L176 128V130H177ZM195 127V126H194ZM201 127H203V125L201 126ZM201 127H200V129H201ZM205 127V126H204ZM216 127V126H215ZM17 129V131H19L18 130V128L19 127H16ZM21 128V127H20ZM33 128V127H32ZM35 128V130L34 131H36L35 133H36V138H37V141H43L44 142V140H46V138H49L48 136V134L46 133L45 134V131L42 129V128H40V129H38L37 127H34ZM46 128H48V127H46ZM136 128V127H135ZM144 128V127H143ZM147 128V127H146ZM152 128H150V129H152ZM197 128H199V127H197ZM211 128V127H210ZM210 128H208V129H210ZM213 128V127H212ZM221 128V129H222ZM24 129V128H23ZM30 129V128H29ZM161 129V128H160ZM167 129V130H168ZM173 130H174V127L172 128ZM180 129V128H179ZM184 129V128H183ZM188 129V128H187ZM196 129V128H195ZM208 129H207V131H208ZM223 129V130H224ZM26 130V129H25ZM24 130V131H25ZM50 130V129H49ZM52 130V129H51ZM57 130V129H56ZM62 130V131H63ZM68 130V131H67ZM87 130H89V131H91V133H92V130L93 129H87ZM95 130V129H94ZM138 130V129H137ZM148 130V129H147ZM163 130V131H164ZM184 130H186V129H184ZM191 130V129H190ZM211 130V129H210ZM213 130V129H212ZM211 130V131H212ZM216 130V131H217ZM8 131V130H7ZM16 131V132H17ZM21 131H23V130H21ZM23 131V132H24ZM27 131V130H26ZM25 131V132H26ZM29 131V130H28ZM32 131H33V129H32ZM33 131V132H34ZM61 131V130H60ZM60 131H58V132H60ZM141 131H142V128H141ZM144 131H145V129H144ZM159 131V130H158ZM162 131V132H163ZM175 131V130H174ZM178 131V130H177ZM177 131H175L176 132V134H178V132ZM199 131V130H198ZM202 131V130H201ZM9 132V131H8ZM15 132V133H16ZM48 132V131H47ZM57 132V133H58ZM132 132V131H131ZM136 132H138V131H136ZM145 132H147V131H145ZM161 132V133H162ZM174 132V133H175ZM185 133H186V131H184ZM193 131H191V133H192ZM12 133V132H11ZM22 133V132H21ZM20 133V134H21ZM63 134L65 133V132H62ZM61 133V134H62ZM87 133H88V131H87ZM144 132H140L139 134H143ZM158 133V132H157ZM156 133V134H157ZM173 133V131H172V134H174ZM180 133V132H179ZM211 133V132H210ZM220 133V132H219ZM5 134H7V133H5ZM4 134V135H5ZM25 134V133H24ZM26 134H29L28 132L26 133ZM32 134V133H31ZM51 134V133H50ZM58 134H60V133H58ZM147 134V133H146ZM152 134H154V133H151L150 135L152 136ZM171 133L169 134L170 136H173ZM175 134V135H176ZM182 134H183V131H182ZM188 134V133H187ZM186 134V135H187ZM202 134V133H201ZM213 134V133H212ZM11 135V134H10ZM9 135V136H10ZM19 135V134H18ZM53 135V134H52ZM56 135V134H55ZM65 135V134H64ZM67 135V134H66ZM144 135H145V133H144ZM144 135H143V138H147L146 136L144 137ZM184 136H185V134H183ZM205 135V134H204ZM214 135V134H213ZM215 135H216V133H215ZM218 135V134H217ZM217 135H216V137H217ZM3 136V135H2ZM28 136V135H27ZM32 136V135H31ZM57 136V135H56ZM138 136V135H137ZM140 136H142V135H140ZM149 136V135H148ZM150 136V137H151ZM179 136V135H178ZM177 136V137H178ZM193 136H195V135H193ZM246 136V135H245ZM6 137V136H5ZM12 137V136H11ZM20 137H21V135H20ZM25 137H26V135H25ZM29 137V136H28ZM60 137V136H59ZM150 137H149V140H150ZM179 137H181V135L179 136ZM179 137H178V139H179ZM202 137V136H201ZM247 137V136H246ZM245 137V138H246ZM3 138V137H2ZM13 138H15V137H13ZM53 137H51V139H52ZM141 138V137H140ZM139 138V139H140ZM182 138V137H181ZM186 138H187V136H186ZM189 139H190V137H188ZM194 138V137H193ZM222 138V137H221ZM24 139V138H23ZM50 139V138H49ZM152 139H155V137L153 138L152 137ZM152 139H151V141H152ZM159 139H160V137H159ZM195 139H196V137H195ZM216 139H218V138H216ZM223 139V138H222ZM249 139V138H248ZM2 139L0 138V147H2L3 146V144H2V142H4V141H1ZM22 140V139H21ZM25 140H27V139H25ZM32 140V139H31ZM138 140V139H137ZM144 140H146V139H144ZM148 140V141H149ZM156 140V139H155ZM158 140V139H157ZM187 140V139H186ZM197 140V139H196ZM205 140H206V136H205ZM219 140V139H218ZM221 140V139H220ZM229 140H231V141H233V142H231V141H229ZM241 140V139H240ZM244 140V139H243ZM15 141V140H14ZM55 141V140H54ZM132 141V140H131ZM147 141V142H148ZM162 141H164V140H162ZM167 141V140H166ZM181 141H183V139L181 140ZM194 141V140H193ZM192 141V142H193ZM198 141H200L199 139H198ZM208 141V140H207ZM206 141V142H207ZM212 141V140H211ZM210 141V142H211ZM245 141H248V140H245ZM250 141V140H249ZM255 141V140H254ZM18 142V141H17ZM16 142V143H17ZM25 142V141H24ZM46 142H48V141H46ZM57 142V141H56ZM134 142H136V141H134ZM140 141H138V143H139ZM145 142V141H144ZM178 142H180V140L178 141ZM184 142V141H183ZM187 142V141H186ZM196 142L197 141H195V143L194 144H196ZM209 142V143H210ZM216 142V141H215ZM13 143V142H12ZM26 143V142H25ZM27 143H28V141H27ZM53 143H55V142H53ZM59 143V142H58ZM65 143V142H64ZM133 142H131V144H132ZM160 143H162V142H160ZM165 144H166V142H164ZM171 143V142H170ZM202 143H204V140H203V142ZM201 143V144H202ZM224 143V142H223ZM246 143V142H245ZM254 143V142H253ZM13 144H15V143H13ZM24 144V143H23ZM35 144V143H34ZM57 144V143H56ZM61 144H62V142H61ZM60 144V145H61ZM127 144V143H126ZM134 144V143H133ZM141 144V143H140ZM139 144V145H140ZM172 144V143H171ZM177 144V143H176ZM187 144V143H186ZM201 144H200V146H201ZM212 144V143H211ZM235 144H238V143H235ZM247 145H246V147H249V142H247L246 143ZM252 144V143H251ZM28 145H29V143H28ZM39 145V144H38ZM46 145V144H45ZM63 145H65V144H63ZM63 145H61L62 147H63ZM70 145V144H69ZM142 145V144H141ZM189 145V144H188ZM207 145H208V143H207ZM240 145V144H239ZM238 145V146H239ZM244 145V144H243ZM242 145V146H243ZM26 146V145H25ZM24 146V147H25ZM44 146V145H43ZM66 146V145H65ZM64 146V147H65ZM196 146V145H195ZM194 146V147H195ZM200 146H198V147H200ZM237 146V148H239ZM252 146V145H251ZM249 147V148H253V147ZM256 146V145H255ZM11 147V146H10ZM14 147H15V145H14ZM19 147V146H18ZM33 147H34V145H33ZM39 147V146H38ZM42 147V146H41ZM38 148L39 150H41L42 148ZM60 147V146H59ZM131 147H132V145H131ZM131 147L129 148L130 150H131ZM151 147H153V148H151ZM156 147H158V146H156ZM166 147V146H165ZM183 147V146H182ZM207 147V146H206ZM244 147V146H243ZM4 148V147H3ZM2 148V149H3ZM7 148V147H6ZM35 148H36V146H35ZM159 148V147H158ZM158 148L156 149V150H158ZM162 148V147H161ZM161 148H159V150L161 149ZM171 148V147H170ZM178 148V147H177ZM185 148V147H184ZM188 148V147H187ZM190 149L192 148L191 146L189 147ZM212 148H214V147H212ZM228 148V147H227ZM245 148V147H244ZM257 148H259V147H257ZM5 149V148H4ZM3 149V150H4ZM37 149V150H38ZM52 149V148H51ZM97 149H99L98 151H95V150H97ZM139 149V148H138ZM167 149H168V146H167ZM197 149V148H196ZM195 149V151H197ZM226 149V148H225ZM250 149V150H251ZM260 149V148H259ZM263 149V148H262ZM1 150V149H0ZM9 150V149H8ZM28 150V149H27ZM35 150V149H34ZM38 150V151H39ZM52 150H55L54 149V147H53V149ZM52 150H50V151H52ZM169 150V149H168ZM186 150V149H185ZM214 150H215V148H214ZM217 150V149H216ZM13 151V150H12ZM17 151V150H16ZM31 151H32V149H31ZM30 151V152H31ZM42 151V150H41ZM128 151V150H127ZM132 151V152H133ZM200 151V150H199ZM198 151V152H199ZM202 151H203V148H202ZM201 151V152H202ZM213 151V150H212ZM220 151V150H219ZM229 151H230V149L228 148L227 149V151H226V153L228 154L229 153ZM239 151V150H238ZM241 151V150H240ZM264 151V150H263ZM0 152H2V151H0ZM4 152H6V151H4ZM27 152V151H26ZM33 152V151H32ZM31 152V153H32ZM35 152V151H34ZM43 152V153H44ZM120 152H121V155L123 156L122 157V159L121 160H119V158H115L116 160L118 159L119 160V162L122 164V166L123 167H128L127 168V170L126 169H124V170H126L127 171V173H121V172H119V170H117L118 172H115V174H116V176H117V178H119L118 180H115L114 179V177L115 176H113V178L110 176V174H109V172H110V169L108 168V166H109V163L111 164V161L113 162L112 163V165L115 167V165L117 164L116 162V164H114V157H116V156H119L118 154H120ZM128 152H131V151H128ZM164 152V151H163ZM172 152H173V150H172ZM176 152V151H175ZM180 152V151H179ZM186 152V151H185ZM216 152V151H215ZM17 153V152H16ZM24 153H25V151H24ZM29 153V152H28ZM36 153V152H35ZM38 153V152H37ZM36 153V154H37ZM66 153H68V155L66 156ZM125 153H126V150H125ZM165 153V152H164ZM193 153V152H192ZM203 153V152H202ZM208 153V152H207ZM226 153H220V154H225V156H227V154ZM235 153H237V152H235ZM235 153H232V154H235ZM243 153V152H242ZM130 154V153H129ZM157 154V153H156ZM180 154V153H179ZM209 154H211V153H209ZM217 154V153H216ZM220 154H218V155H220ZM256 154V153H255ZM258 154V153H257ZM12 155V154H11ZM23 155V154H22ZM29 155V154H28ZM92 155V154H91ZM93 155H94V153H93ZM133 155L131 156L132 158H133ZM168 155V154H167ZM199 155V154H198ZM205 155H207V154H205ZM231 155V154H230ZM235 155H237V154H235ZM1 156H2V154H1ZM9 156V155H8ZM13 156H17V155H13ZM27 156V155H26ZM85 156V155H84ZM84 156H83V160H84ZM203 156V155H202ZM217 156V155H216ZM220 156H222V155H220ZM224 156V155H223ZM224 156V157H225ZM252 156V155H251ZM4 157V156H3ZM32 157V156H31ZM34 157H36V156H34ZM40 157V156H39ZM86 157H87V155H86ZM92 157V156H91ZM131 157H128V159L130 160V158ZM223 157V158H224ZM235 157H237V156H235ZM234 157V155H233V158H235ZM240 157V156H239ZM238 157V158H239ZM263 157H264V155H263ZM9 158V157H8ZM11 158V157H10ZM9 158V159H10ZM20 158V157H19ZM23 158V157H22ZM25 158V157H24ZM42 158V157H41ZM93 158V157H92ZM131 158V159H132ZM183 158V157H182ZM205 158V157H204ZM203 158V159H204ZM207 158H209V157H207ZM227 158V157H226ZM229 158V157H228ZM88 159H89V157H88ZM94 159H95V156H94ZM93 159V160H94ZM171 159V160H170ZM176 159V158H175ZM178 159V158H177ZM215 159V158H214ZM242 159V158H241ZM254 159V158H253ZM6 161L8 160V159H5ZM13 160V159H12ZM29 160H30V158H29ZM28 160V161H29ZM37 160H40V159H37ZM85 160H87V158L85 159ZM118 160H117V162H118ZM133 160V159H132ZM189 160V159H188ZM190 160H193V159H190ZM240 160V159H239ZM264 160V159H263ZM23 161V160H22ZM31 161V160H30ZM92 161V160H91ZM96 161V160H95ZM95 161H93V162H95ZM186 160H184V162H185ZM206 161V160H205ZM214 161V160H213ZM220 161H221V159H220ZM223 161V160H222ZM243 161V160H242ZM10 162V161H9ZM15 162H17V161H15ZM89 162H90V160H89ZM123 162H124V160H123ZM130 162V161H129ZM174 162H175V160H174ZM182 162L183 161H181V164H182ZM189 161H187V163H188ZM211 162V161H210ZM230 162V161H229ZM256 162V161H255ZM1 163V162H0ZM131 163V162H130ZM177 163H179V162H177ZM186 163V162H185ZM184 163V164H185ZM228 163V162H227ZM258 163V162H257ZM256 163V164H257ZM14 164V163H13ZM21 164V163H20ZM38 164V163H37ZM41 164V163H40ZM84 164H85V162H84ZM92 164V162L90 163V165ZM95 164V163H94ZM98 164V163H97ZM129 164V163H128ZM191 164H193V163H191ZM226 164V163H225ZM241 164H243V162L241 163ZM17 165V164H16ZM47 167H46V166ZM65 165V164H64ZM67 165H69L67 162H66V166L65 167H67ZM125 165V164H124ZM186 165V164H185ZM189 165V164H188ZM188 165H186V167H183V169L184 168H187V166ZM230 166L232 165V164H229ZM244 165V164H243ZM2 166V165H1ZM0 166V167H1ZM35 168L36 167H38L39 166V164H38V166H36V164L35 165H33ZM48 166H51L52 168H53V170H54V172H52V169H51V167H49V169H48ZM58 166V165H57ZM84 166V165H83ZM92 166H93V164H92ZM116 166H121V165H119V164H117ZM134 166H132V168L134 167ZM177 166V165H176ZM181 166H183V165H181ZM193 166H195V164H193ZM192 165H191V168H195V167H193ZM197 166H198V163H197ZM196 166V167H197ZM199 166H200V163H199ZM220 166V165H219ZM228 166V165H227ZM233 166V165H232ZM231 166V167H232ZM241 166V165H240ZM6 167V166H5ZM58 167H60L61 168V166H58ZM97 167H100V166H98L97 165ZM123 167H121L122 169H123ZM179 167V166H178ZM202 166H200V168H201ZM215 167V166H214ZM218 167V166H217ZM222 167V166H221ZM16 168V167H15ZM59 168V169H60ZM210 168H211V166H210ZM220 168V167H219ZM255 168V167H254ZM2 169V168H1ZM30 169H31V167H30ZM56 169H57V167H56ZM62 169V168H61ZM67 169H68V167H67ZM95 169H96V166H95ZM115 168H112L111 170L113 171ZM178 169V168H177ZM187 169H189V167L187 168ZM204 169H206V168H204ZM51 170V172L53 173V175H51V174H47V173H50L49 171ZM64 169H62V171H63ZM98 170V169H97ZM97 170H94L93 168H92V170H88V173L90 174V177L95 173V172H97ZM180 170V169H179ZM194 171L195 172V170L194 169H191V171ZM225 170V169H224ZM229 170V169H228ZM5 171H7V168H6V170ZM83 171H86V170H84L83 169ZM99 171V170H98ZM115 171H116V169H115ZM123 171V170H122ZM199 171H201V170H199ZM204 171H208L207 169L206 170H204ZM212 171H213V168H212ZM256 171V170H255ZM69 172H71V171H69ZM99 172V173H100ZM105 172V173H104ZM124 172V171H123ZM187 172V171H186ZM197 172V171H196ZM209 172V171H208ZM20 174H22L21 173V171L19 172ZM18 173V174H19ZM26 173H28L27 174V176H26ZM60 173V172H59ZM73 173V172H72ZM75 173V172H74ZM80 173V172H79ZM100 173V174H101ZM129 173V174H128ZM174 173V172H173ZM176 173V172H175ZM175 173H174V175H175ZM178 173V172H177ZM182 173V172H181ZM190 172L188 171L187 173H185L186 175H188ZM198 173V172H197ZM204 173V172H203ZM210 173V172H209ZM231 173V172H230ZM234 173V172H233ZM17 174V175H18ZM70 174V173H69ZM86 174V173H85ZM98 174V173H97ZM113 174H114V172H113ZM194 174V173H193ZM202 174V173H201ZM206 174V173H205ZM212 174V173H211ZM242 174V173H241ZM240 174V175H241ZM251 174V173H250ZM257 174H259V173H257ZM256 174V175H257ZM25 175V176H24ZM30 175H32V176H30ZM83 175V174H82ZM99 175V174H98ZM98 175H96L95 174V177L96 176H98ZM204 175V174H203ZM217 175V174H216ZM234 175V174H233ZM252 175H255V174H252ZM256 175H255V177H256ZM57 177H58V175H56ZM85 176V175H84ZM131 176H130V178H131ZM191 176V175H190ZM196 176V175H195ZM198 176H200V175H198ZM232 176V175H231ZM257 176H259V175H257ZM86 177V176H85ZM189 177V176H188ZM205 178H206V176H204ZM208 177V176H207ZM247 176L245 175V178H246ZM254 177V178H255ZM10 178H13L14 180H10ZM61 178V177H60ZM123 178V179H122ZM129 178V179H130ZM176 178H177V176H176ZM184 178V177H183ZM198 178V177H197ZM202 178V177H201ZM200 178V179H201ZM217 178V177H216ZM229 178V177H228ZM249 178V177H248ZM260 178V177H259ZM24 179V180H23ZM64 179V178H63ZM67 179V178H66ZM73 179V178H72ZM71 179V180H72ZM86 179V178H85ZM88 179V178H87ZM179 179V178H178ZM177 179V180H178ZM182 179V178H181ZM193 179V178H192ZM209 179V178H208ZM58 180V179H57ZM60 180V179H59ZM82 180H84L83 178H82ZM127 180V179H126ZM133 180V179H132ZM168 180H169V178H168ZM180 180V179H179ZM195 180V179H194ZM219 180V179H218ZM221 180V179H220ZM227 180V179H226ZM263 180V179H262ZM25 181V182H24ZM61 181V180H60ZM68 181V180H67ZM74 181V180H73ZM73 181H71L72 183H73ZM86 181V180H85ZM129 181V180H128ZM172 181V180H171ZM215 180H213V182H214ZM232 181V180H231ZM78 182V181H77ZM81 182V181H80ZM79 182V183H80ZM131 182V181H130ZM177 182V181H176ZM197 182V181H196ZM202 182V181H201ZM222 183H223V181H221ZM226 182H228V181H226ZM235 182H237V181H235ZM245 182V181H244ZM24 183V184H23ZM63 183V182H62ZM74 183H75V181H74ZM73 183V184H74ZM83 183V182H82ZM124 183V182H123ZM122 183V184H123ZM133 183V182H132ZM131 183V184H132ZM163 183H164V181H163ZM167 183V182H166ZM194 183V182H193ZM204 183V182H203ZM215 183V182H214ZM218 183L219 184H221L219 181H218ZM263 183V182H262ZM64 184V183H63ZM174 184V183H173ZM179 184H180V181H179ZM178 184V185H179ZM205 184H206V182H205ZM209 184V183H208ZM224 184H225V182H224ZM223 184V185H224ZM247 185L249 184V183H246ZM252 185H254V183H251ZM257 184H259V183H257ZM26 187H25V186ZM70 185V184H69ZM191 185H192V183H191ZM190 185V186H191ZM207 185V184H206ZM214 185V184H213ZM222 185V184H221ZM220 185V186H221ZM225 185H227V184H225ZM240 185V184H239ZM242 185H244L243 183H242ZM263 185V184H262ZM24 186V187H23ZM77 186H79V185H77ZM85 186V185H84ZM88 186V185H87ZM86 186V187H87ZM141 186V187H140ZM164 186V185H163ZM173 186V185H172ZM180 186H182V185H180ZM180 186H179V189H180ZM185 186V185H184ZM187 186V185H186ZM189 186V187H190ZM193 186V185H192ZM196 186V185H195ZM207 186H209V185H207ZM219 186V185H218ZM246 186V185H245ZM81 187H82V185H81ZM85 187V188H86ZM89 187V186H88ZM92 187V186H91ZM91 187H89V188H91ZM99 187V188H100ZM150 187H149V189H150ZM165 187H167V185L165 186ZM171 187V186H170ZM243 189H244V187L243 186H241ZM249 187L250 186H248V189H249ZM253 187V186H252ZM256 187H258L257 185H256ZM263 187V186H262ZM76 187L74 186V189H75ZM133 188H135V189H133ZM148 188V187H147ZM147 188H145V190H147ZM169 188V187H168ZM177 188V187H176ZM193 188H194V186H193ZM196 188V187H195ZM208 188H210V187H208ZM216 188V187H215ZM254 188V187H253ZM252 188V189H253ZM49 188H47V189H45V190H48ZM56 189V190H57ZM82 189H84V187L82 188ZM100 189V190H101ZM148 189V190H149ZM159 189V188H158ZM162 189V188H161ZM178 189V188H177ZM192 189V188H191ZM222 189H223V187H222ZM231 189V188H230ZM44 190V189H43ZM44 190V193L46 192ZM55 189H54V194H56V191ZM70 190V189H69ZM77 190V189H76ZM80 190V189H79ZM87 190H89V189H87ZM129 190H130V192H129ZM144 190V189H143ZM150 190H152V189H150ZM150 190L149 191H147V192H150ZM171 190H172V188H171ZM185 191L183 192V194L181 195V200H179L177 203L175 202L174 203V207H175V205H181V204H183V208H185L186 209V215H187V217L184 219L186 222H188V223H194V227H197L198 229H196L195 230V228H194V232H192L191 230H189L188 229V227H186V226H184V227H186V228H183V231L182 232H184L185 234V237H187L188 239L189 238H193L194 240H198V241H196L195 243H197V244H195L196 246H195V248L193 247L192 248V246H188L189 248L188 249H190L189 251H191V254H190V252H189V254L190 255H188V256H186L185 257V261H183V263L184 264H211L212 262H210L211 260H209L208 261V257H205V256H208V255H206L205 253H203L202 255H200L201 253H200V251H198L199 249H201L202 247H203V250L205 249V247H206V249L208 250V252H206L207 250L205 249L204 250V252H206L207 254H212V253H216V254H214V255H216V256H214V257H216L215 259H216V261H217V258L221 261V264H258V262L256 263V261L254 262V261H252L251 260V258L249 259V256H247V254L245 255V253H244V251L243 252H241L238 248H236V247H234V245H232L231 243L233 242H231L230 243V241H227L226 239H225V236H222V235H220V234H217V233H215V232H212L213 230H215V229H211L210 231H207L205 234H203V228H205V226H208L209 224V221H208V223H207V221H206V217L205 218H203V217H201L200 215H202L203 216V210H202V213H200V219H195V218H197V217H199L197 214H198V212L196 211V208L198 209L199 207H203L204 208V206L207 204V202L209 201H204V200H202L201 199V194L199 195V193L197 192V193H195V194H197V195H199L200 197H198V196H196V195H194L193 193H194V191H196V190H194V191H190L189 189H184ZM189 190V191H188ZM209 190V189H208ZM217 190V189H216ZM250 191L249 192H253L254 190H251V189H249ZM90 191V190H89ZM93 191H94V189H92V193H93ZM105 191H103V192H105ZM137 191V192H136ZM140 191V193H138ZM162 191V190H161ZM170 191V190H169ZM176 191H178V190H176ZM212 191V190H211ZM259 190H257V192H258ZM43 192V191H42ZM53 192V191H51V190H49V194H51V193ZM69 192V191H68ZM72 192V191H71ZM133 192L136 194H133ZM146 192V193H147ZM154 192V191H153ZM166 192V191H165ZM178 192H180V194H181V191L179 190ZM193 192V193H192ZM207 192V191H206ZM217 192V191H216ZM237 192V191H236ZM257 192H256V194H255V192H254V194H253V196H250V197H252V198H250V199H246V201H247V203H249V204H247L248 205V211H247V208H244V209H246V211L249 213V215L251 214V218H250V221L249 222H252L253 223V225L255 226V224H256V226H257V224L260 226V225H262L263 223H264V192L262 193V192H259L258 194H257ZM48 193V192H47ZM70 193V192H69ZM80 193V192H79ZM90 193V192H89ZM88 193V194H89ZM138 193V194H137ZM151 193L152 192H150L149 193V197H150V195H151ZM155 193V192H154ZM154 193H152V195L154 194ZM156 193H158L157 191H156ZM202 193V192H201ZM43 194V193H42ZM58 194V193H57ZM97 194V193H96ZM102 194V193H101ZM159 194V193H158ZM174 194V193H173ZM219 194V193H218ZM238 194V193H237ZM241 194V193H240ZM244 194H246V193H244ZM247 194H248V192H247ZM44 195H46V193L44 194ZM80 195V194H79ZM82 195V194H81ZM95 195V194H94ZM132 195H134V196H132ZM151 195V196H152ZM155 195H157V194H155ZM175 195V194H174ZM179 195V194H178ZM212 195V194H211ZM214 195V194H213ZM227 195V194H226ZM225 195V196H226ZM37 196V195H36ZM41 196V195H40ZM47 196V195H46ZM97 196V195H96ZM101 196V195H100ZM104 196V195H103ZM118 196V195H117ZM134 197V199H136L137 198V200H133L132 199V201H134V203H132V204H129L127 201H126V199L128 200V199H130V198H132V197ZM135 196H136V198H135ZM148 196V195H147ZM160 196H161V194H160ZM239 196V194L237 195V197ZM245 196V195H244ZM35 197V196H34ZM74 197H76V196H73V199H74ZM84 197V196H83ZM105 197V196H104ZM103 197V198H104ZM110 197H108V198H110ZM119 197V196H118ZM148 197V198H149ZM153 197H154V195H153ZM167 197H168V195H167ZM235 197V196H234ZM233 197V198H234ZM36 198V197H35ZM48 198V197H47ZM56 198V197H55ZM70 198H71V196H70ZM70 198H68V199H70ZM90 198H93L94 199V197H93V195H92V197H90ZM115 198H116V200H115ZM122 198V197H121ZM156 198V197H155ZM173 198V197H172ZM205 198V197H204ZM203 198V199H204ZM241 198V197H240ZM33 199V198H32ZM32 199H31V201L29 202V203H31L32 202ZM40 199V198H39ZM43 199H44V197H43ZM52 199V198H51ZM62 199H64V197L62 198ZM77 199V198H76ZM96 199V198H95ZM94 199V200H95ZM106 199V198H105ZM242 199V198H241ZM35 200V199H34ZM33 200V201H34ZM80 200V199H79ZM91 200V199H90ZM157 200V199H156ZM156 200H155V202H156ZM162 200V199H161ZM52 201V200H51ZM54 201H55V199H54ZM93 201V200H92ZM129 201V200H128ZM154 201V200H153ZM169 201V200H168ZM173 201V200H172ZM174 201H176V200H174ZM219 201V200H218ZM228 201V200H227ZM230 201V200H229ZM238 201H239V199H238ZM237 201V202H238ZM46 202H49V201H46ZM66 203H67V201H65ZM69 202V201H68ZM75 202V201H74ZM89 202V201H88ZM99 202V201H98ZM97 202V203H98ZM111 202V201H110ZM171 202V201H170ZM169 202V203H170ZM13 203H11V204H13ZM34 202H32L31 204H29L28 206H29V208H30V206L33 204ZM39 203V202H38ZM42 203V202H41ZM40 203V204H41ZM77 203V202H76ZM80 203V202H79ZM92 204H93V202H91ZM107 203V202H106ZM228 203V202H227ZM240 203V202H239ZM245 203V202H244ZM15 204H13V205H11V206H14ZM45 204V203H44ZM48 205H44V206H46V208H42V207H44V206H41V205H39V206H41V207H38V206H35V208L36 207H38V208H36L35 210H33V212H35L34 214L37 216V214L39 215V217H37L36 218V221H37V219L38 218H40L41 219V217H43L42 215H48V216H46V217H48L49 219V221H50V219H51V221L53 222V220H54V222L53 223H55V222H58V220H57V217L59 216L60 217V215H56L57 213H56V211H55V208L53 209V208H51L50 206L51 205H49V203H47ZM96 204V203H95ZM105 204V203H104ZM155 205L154 207L152 206V205ZM163 204V203H162ZM245 204V205H246ZM26 205V204H25ZM54 205H56L55 203H54ZM70 205V204H69ZM91 205V204H90ZM106 205H108V203L106 204ZM106 205H104V206H106ZM146 205H147V207H146ZM157 205H158V203H157ZM244 205V206H245ZM33 206V205H32ZM47 206H49L48 208H47ZM58 206V205H57ZM57 206H55V207H57ZM91 206H94V204L93 205H91ZM97 206V205H96ZM159 206V205H158ZM163 206V205H162ZM162 206H160V208L162 207ZM172 206V207H173ZM207 206H210V205H208L207 204ZM219 206V205H218ZM232 206V205H231ZM18 207V206H17ZM75 207H77L76 205L74 206V208ZM100 207H101V205H100ZM164 207V206H163ZM162 207V209H161V212H162V210L163 209H165V208H163ZM172 207H170V209H172ZM217 207V206H216ZM222 207H223V205H222ZM242 207V206H241ZM246 207V206H245ZM21 208V207H20ZM65 208V207H64ZM63 207H62V209L63 210H65ZM68 209H69V207H67ZM71 208V210H73L74 211V209H72L73 207H70ZM80 208H81V206H80ZM103 208V207H102ZM108 208V207H107ZM159 208V209H160ZM182 207H180V209H181ZM210 207H208V209H209ZM230 208V207H229ZM10 209V208H9ZM11 209H12V207H11ZM16 209V208H15ZM31 209V208H30ZM29 209V210H30ZM33 209V208H32ZM32 209L29 211V213L32 215L33 213H31V211H32ZM57 209V208H56ZM75 209H78V207L77 208H75ZM85 209V208H84ZM105 209V208H104ZM111 209V208H110ZM152 209V210H151ZM156 209H154V211H156ZM159 209H158V211H159ZM170 209H169V212H170ZM24 210V209H23ZM67 210V209H66ZM90 210V209H89ZM103 210V209H102ZM174 210V209H173ZM210 210V209H209ZM209 210H208V212H209ZM239 210V209H238ZM10 211H12V210H10ZM13 211H15L14 209H13ZM19 212L21 211V209L20 210H18ZM26 211V210H25ZM24 211V212H25ZM28 211V210H27ZM58 211L59 212H61L59 209H58ZM78 211V210H77ZM92 211V214H90L91 215V217H90V219L92 218L93 219V210H91ZM91 211H89V212H91ZM98 211V210H97ZM105 211V210H104ZM154 211H152L151 213H154ZM181 211H182V209H181ZM183 211H184V209H183ZM183 211H182V215H183ZM225 211V210H224ZM241 211H242V209H241ZM245 211V210H244ZM18 212V213H19ZM71 212V214H72V211H70ZM85 212H87V211H85ZM101 212V211H100ZM144 212V213H143ZM157 212V211H156ZM168 212V213H169ZM172 212V211H171ZM228 212V211H227ZM28 212L26 213V214H29ZM66 213V212H65ZM69 212L67 211V213L66 214H68ZM88 213V212H87ZM96 213V212H95ZM158 213V212H157ZM157 213H155V215L157 214ZM160 213V212H159ZM163 214H164V212H162ZM160 214V215H162V216H164L163 214ZM178 213V212H177ZM204 213H205V211H204ZM241 213V212H240ZM244 213H246V212H244ZM248 213H247V215H245L246 217L248 216ZM29 214V215H30ZM59 214V213H58ZM62 214V213H61ZM65 214V215H66ZM77 214V213H76ZM115 214V216L116 215H118V214H116V213H114ZM114 214H113V216H114ZM148 213H146V215H147ZM148 214V215H149ZM169 214H171V213H169ZM172 214H173V212H172ZM9 215V214H8ZM15 215H16V212H15ZM19 215H23V214H18L17 215V218H18V216ZM63 215H64V213H63ZM73 215H74V213H73ZM78 215V214H77ZM77 215H75V217L77 216ZM88 215V214H87ZM158 215L159 214H157V218H158ZM168 215V214H167ZM176 215V214H175ZM174 215V216H175ZM185 215V216H186ZM235 215H237V214H235ZM243 215V214H242ZM255 216V217H252V216ZM13 216H14V213H13ZM33 216V215H32ZM35 216V217H36ZM94 216H96V215H94ZM101 216V215H100ZM104 216V215H103ZM105 216H108V215H105ZM151 216V215H150ZM170 216V215H169ZM179 216V217H178ZM184 216V217H185ZM197 216V217H196ZM11 217V216H10ZM16 217V216H15ZM29 217V216H28ZM45 217V218H46ZM62 218V221H63V216H61ZM128 217V218H127ZM135 217V218H134ZM152 217H153V215H152ZM161 217V216H160ZM173 217V216H172ZM176 217H178V218H180V215L179 214H177V216ZM183 217V218H184ZM249 217V216H248ZM247 217V218H248ZM0 218V219H1ZM30 218V221L29 222H31V218H32V222H34L35 221V218H33V217H29ZM68 219H69V216L67 217ZM76 218H79L78 216L76 217ZM76 218H74V216H72V219H76ZM86 218V217H85ZM97 218L98 219H100L101 217H95L94 219H96V221H97ZM107 218V217H106ZM105 218V221L106 222H108L107 221V219ZM111 218H112V214H111ZM115 218V217H114ZM113 218V219H114ZM119 218H120V216H119ZM119 218H117V216H116V219H115V221H117V219H119ZM142 218V217H141ZM140 218V219H141ZM154 218V217H153ZM152 218V221H154V219ZM246 218V219H247ZM9 219H11V222H12V218H9ZM9 219H8V221H9ZM13 219H15V218H13ZM21 219V218H20ZM23 219V218H22ZM33 219H34V221H33ZM40 219H38V223L37 222H34V223H37V224H39L40 223V225H41V227L42 228H44V229H46L45 227H52L53 228V226H54V228H55V226L56 225H52V223L50 224L48 221H45L46 223H44V222H42V224L45 226V224H47V226H45V227H43V225L41 224V222H40ZM70 219H71V216H70ZM92 219H91V222H92ZM94 219H93V221H94ZM101 219H103V218H101ZM113 219H111V221H113ZM121 219V218H120ZM162 219V218H161ZM193 219H195V220H193ZM203 219H205V220H203ZM207 219H208V217H207ZM210 219V218H209ZM41 221H44L43 219H41ZM77 221H78V219H77ZM79 221H80V218H79ZM114 221V224H115V227H116V230L118 231V230H120V223H119V221L118 222H115ZM150 221H151V219H150ZM206 221V222H205ZM222 221H223V224H224V226H225V223H227V221H226V219L224 218V217H222ZM225 221V222H224ZM247 221H248V219H247ZM246 221V222H247ZM17 222H18V219H17ZM28 222V223H29ZM61 222V221H60ZM64 222H65V219H64ZM64 222L62 223V224H64ZM74 222V221H73ZM83 222V221H82ZM87 222V221H86ZM91 222L90 221H88V224H91ZM95 222V221H94ZM135 222H136V219H135ZM165 222V224H166V221H164ZM170 222H171V219H170ZM184 222V221H183ZM185 222V223H186ZM245 222V223H246ZM4 223V222H3ZM7 223V222H6ZM10 223V222H9ZM12 223H14V222H12ZM12 223H10V224H12ZM23 224H22V226H24L25 227V225H26V223H25V221H23L22 222ZM25 223V224H24ZM60 223V224H61ZM76 223V222H75ZM84 223V222H83ZM93 223V222H92ZM96 223V222H95ZM95 223H93V224H91V226H93ZM100 223V222H99ZM104 223V222H103ZM113 223V222H112ZM111 223V224H112ZM137 223V222H136ZM141 223V222H140ZM146 223V222H145ZM153 223V222H152ZM155 223V222H154ZM159 223V222H158ZM167 223H169V222H167ZM172 223H173V221H172ZM171 223V224H172ZM188 223H187V225H188ZM212 223H214L215 224V222H212ZM231 223H233V222H231ZM9 224V225H10ZM15 226H17V223L15 222ZM21 224V223H20ZM30 224V223H29ZM32 225H35V226H37L36 224H33V223H31ZM56 224V223H55ZM61 224V225H62ZM78 224V223H77ZM102 224V223H101ZM114 224H112V225H114ZM146 224H149V222H147ZM145 224V225H146ZM161 224H162V222H161ZM164 224V223H163ZM180 224H182V222L180 223ZM180 224H178V226L180 225ZM247 224V223H246ZM250 224V223H249ZM13 225V224H12ZM32 225H31V227H32ZM69 225V224H68ZM105 225V224H104ZM111 225V226H112ZM170 225V224H169ZM219 225L221 226V224H220V221H219ZM229 223L227 224V226L229 227ZM2 226V225H1ZM18 226H19V223H18ZM17 226V227H18ZM29 226V225H28ZM28 226H26V227H28ZM63 226V225H62ZM77 226V225H76ZM75 226V227H76ZM79 226V225H78ZM86 226V225H85ZM99 226V225H98ZM108 226V225H107ZM110 226V225H109ZM137 226H138V229H137V231H135V230H133L132 229V227H130L131 229H132V231H134L133 232V235L131 234L130 236H132V237H130V238H133V240L132 241H134L133 242V246L134 245H136L137 246V250L138 249H140L141 250V256H140V259L138 260V262L136 263V264H149V262H148V260L150 261L151 259L150 258H148V257H154V255L158 258V256L159 257H161L162 259V263L161 264H168L169 262H170V259L171 258H176L175 256H174V254H175V252H172V251H169V248H171V247H169V248H166L168 245H167V243H164V242H162L161 240H163L164 238H162L163 237V235H162V232H164L165 233V230L164 231H162L161 229V235H162V239L160 240V239H158V238H156V240H151L150 242H147V241H145V240H142V238H141V236L143 235V231H144V227H143V224H137ZM151 226V225H150ZM153 226H155V225H153ZM158 226V225H157ZM172 226V225H171ZM174 226V225H173ZM178 226H176V224H175V227L174 228H176V227H178ZM190 226H191V229L193 230V225L192 224H190ZM219 226V227H220ZM223 226V225H222ZM222 226L220 227V228H222ZM231 226H232V224H231ZM235 226V225H234ZM233 226V227H234ZM246 226V225H245ZM253 226V227H254ZM255 226V227H256ZM26 227L24 228V229H26ZM56 227H58V228H60L59 226H56ZM63 227H65V229H66V226H63ZM63 227H61V229H58V230H62V228ZM72 227V226H71ZM87 227H89V226H87ZM159 227H161V225L159 226ZM169 227V226H168ZM168 227H165V228H167V230H170V229H168ZM180 227H181V225H180ZM180 227H178V228H180ZM214 227V226H213ZM212 227V228H213ZM216 227V226H215ZM228 227L226 228V226H225V228L227 229V231L229 232L230 230V228L228 229ZM232 227V228H233ZM248 227V226H247ZM249 227H250V225H249ZM11 228V227H10ZM14 228V227H13ZM33 228H35L34 226H33ZM37 228L38 227H36V229L35 230H37ZM39 228H40V226H39ZM53 228V229H54ZM69 228V227H68ZM83 228H84V226H83ZM83 228H82V230H83ZM103 228V227H102ZM123 230H125L126 229V227H121ZM130 228L128 227L127 228V230L126 231H129L130 230ZM136 228V227H135ZM152 227H150V229H151ZM164 228V229H165ZM171 229H172V227H170ZM173 228V229H174ZM190 228V227H189ZM207 228V227H206ZM211 228V227H210ZM224 228V232H225V229ZM258 228V227H257ZM6 229V228H5ZM8 229V228H7ZM15 229V228H14ZM20 229H23V227L22 228H20ZM19 229V230H20ZM32 229V228H31ZM31 229H29L28 228V230L29 231H32ZM56 229V228H55ZM64 229V230H65ZM69 229H72V228H69ZM93 229V228H92ZM95 229V228H94ZM129 229V230H128ZM155 229V228H154ZM157 229V228H156ZM156 229H155V231H156ZM217 229H219L218 227H217ZM256 229V228H255ZM18 230V231H19ZM35 230H33L32 232H34ZM47 230V229H46ZM46 230H45V233H44V236H46V237H44V239H42V242H40V240H41V236L39 237L38 235H40V233L39 234H37V233H35V234H37L36 236L37 237H39L38 238V240L36 239V238H32V239H36L37 241H35L36 243H40V245L38 246V247H36V248H38V249H36V251H37V259L35 258L34 260H36L35 262H37L38 261V263H39V260L41 259V260H45V259H48L49 257L51 258V261H48L47 260V263L45 262V264H53V261L54 262H56L55 261V259H53L52 260V257L54 258V256L52 255H50V253L52 252L53 253V247H55V240L57 239H55L54 240V235H56L55 234V232H54V234H52L51 233V231L50 232H46ZM74 230H76L75 228H73V232H74ZM90 230H91V227H90ZM101 230V229H100ZM100 230H99V232H100ZM105 231H106V229H104ZM123 230H121V232L123 231ZM167 230H166V232H167ZM175 230V229H174ZM222 229H220V231H221ZM14 231V230H13ZM23 231V230H22ZM26 231V230H25ZM49 231V230H48ZM54 231H57V230H54ZM63 231V230H62ZM67 232H69L68 230H66ZM72 231V230H71ZM79 231H80V229L79 230H76L75 232H78L79 233ZM87 231V230H86ZM93 231H95V230H93ZM109 231V230H108ZM173 231V230H172ZM171 231V232H172ZM216 231V230H215ZM218 231V230H217ZM216 231V232H217ZM227 231L225 232L226 234H227ZM233 231V230H232ZM235 231V230H234ZM1 232V231H0ZM35 232H37V231H35ZM38 232H40V229H39V231ZM42 232V231H41ZM53 232V231H52ZM58 232V231H57ZM60 232V231H59ZM58 232V233H59ZM67 232H64V233H67ZM73 232H72V234H73ZM80 232H82L83 233V231H80ZM102 232V231H101ZM104 232V231H103ZM112 232V231H111ZM119 232V231H118ZM149 232V231H148ZM158 232H159V230H158ZM181 231H179L178 233H180ZM201 232H202V234H203V236L201 237L200 236V234H201ZM223 232V231H222ZM70 233V232H69ZM150 233V232H149ZM148 233V234H149ZM152 233V232H151ZM170 233V232H169ZM168 233V234H169ZM173 233V232H172ZM171 233V234H172ZM233 232H231V234H232ZM238 234H239V232H237ZM245 233V232H244ZM257 233V232H256ZM15 234V233H14ZM17 234V233H16ZM30 234V233H29ZM34 234V233H33ZM60 234V233H59ZM80 234V233H79ZM94 234V233H93ZM104 234V233H103ZM106 234V233H105ZM104 234V235H105ZM108 234V233H107ZM106 234V235H107ZM113 234H114V232H113ZM122 234H124V233H122ZM155 234H156V232H155ZM154 234V235H155ZM157 234H159V233H157ZM159 234V235H160ZM182 234V233H181ZM228 234H230V233H228ZM230 234V236H232ZM241 234V233H240ZM243 234V233H242ZM259 234V233H258ZM1 235V234H0ZM4 235V234H3ZM10 235H11V233H10ZM42 235V238H43V233L41 234ZM53 235V236H52ZM62 234H60V236H61ZM70 235V234H69ZM76 235V234H75ZM98 235V234H97ZM112 235V234H111ZM125 235H126V232H125ZM128 235V236H127ZM126 235V238H128L129 237V234H127ZM149 235H151V234H149ZM149 235H146V236H149ZM170 235V234H169ZM176 235H178V234H176ZM224 235V234H223ZM255 235V234H254ZM14 236V235H13ZM16 236V235H15ZM23 236V235H22ZM21 236V237H22ZM35 236V237H36ZM80 236V235H79ZM86 236V235H85ZM94 236H95V234H94ZM101 236V235H100ZM116 236H117V234H116ZM115 236V237H116ZM164 236H165V234H164ZM183 236V235H182ZM181 236V237H182ZM227 236H229V235H227ZM241 236V235H240ZM244 236V235H243ZM248 236V235H247ZM2 237V236H1ZM5 237H6V235H5ZM31 237H32V235H31ZM53 237V238H52ZM57 237V236H56ZM65 237H67V236H65ZM71 236H69V238L68 239H71V242H73L74 241V239L73 238H70ZM77 237V236H76ZM90 237V236H89ZM103 237V236H102ZM114 237V236H113ZM150 237V236H149ZM155 237V236H154ZM153 237V238H154ZM201 237V238H200ZM62 238V237H61ZM93 238V237H92ZM111 238V237H110ZM152 238V237H151ZM232 238V237H231ZM234 238V237H233ZM247 238V237H246ZM11 239V238H10ZM12 239H14V238H12ZM19 239H20V237H19ZM24 239V238H23ZM26 239V238H25ZM28 239V238H27ZM30 239V238H29ZM59 239H60V237H59ZM67 239V238H66ZM65 239V241H66V243L68 244V241ZM88 239V238H87ZM99 239V238H98ZM98 239H97V241H98ZM103 239V238H102ZM105 239V238H104ZM109 239V238H108ZM129 239V238H128ZM147 239V238H146ZM149 239V238H148ZM155 239V238H154ZM170 239V238H169ZM178 239V238H177ZM228 240H230L229 238H227ZM257 239V238H256ZM16 240V239H15ZM14 240V241H15ZM21 240V239H20ZM58 240V239H57ZM56 240V241H57ZM63 240H64V238H63ZM73 240V241H72ZM80 240V239H79ZM78 240V241H79ZM93 240H94V238H93ZM118 240H119V238H118ZM121 240V239H120ZM189 240H191V239H189ZM233 240V239H232ZM235 240H237V239H235ZM8 241V240H7ZM11 241V240H10ZM24 241V240H23ZM31 241V240H30ZM78 241H76V242H78ZM86 241H88V240H86ZM99 241H100V239H99ZM112 241V240H111ZM185 241H186V239H185ZM188 241V240H187ZM242 241V240H241ZM248 241V240H247ZM3 242V241H2ZM4 242H5V239H4ZM12 242H13V240H12ZM19 242V241H18ZM60 242H63V241H60ZM71 242L69 241V243L71 244ZM81 242V241H80ZM107 242H108V240H107ZM110 242V241H109ZM109 242H108V244H109ZM118 242V241H117ZM129 242H131V240H129ZM245 242V241H244ZM11 243V242H10ZM15 243V242H14ZM28 243V242H27ZM26 243V244H27ZM31 243V242H30ZM30 243H28V244H30ZM33 243V242H32ZM57 243H59V241L57 242ZM82 243H84V242H82ZM92 243V242H91ZM95 243V242H94ZM100 243V242H99ZM105 243V242H104ZM120 243V242H119ZM132 243V242H131ZM166 244L167 246H165L164 244ZM175 243V242H174ZM209 244L208 246L206 245V244ZM247 243V242H246ZM18 244V243H17ZM20 244V243H19ZM22 244V243H21ZM63 244V243H62ZM65 244V243H64ZM63 244V245H64ZM76 243L74 242V245H75ZM78 244V243H77ZM76 244V245H77ZM117 244V243H116ZM128 244V243H127ZM127 244L125 245V246H127ZM170 244V243H169ZM177 244V243H176ZM233 244H235L234 242H233ZM252 244V243H251ZM15 245V244H14ZM23 245V244H22ZM34 245V244H33ZM38 245V244H37ZM73 245V244H72ZM87 245V244H86ZM86 245H84V246H86ZM97 245V244H96ZM122 245H123V243H122ZM173 245V244H172ZM186 245V244H185ZM206 245V246H205ZM235 245H237V244H235ZM245 244H243V248L246 246H244ZM1 246V245H0ZM20 246V245H19ZM28 246V245H27ZM32 246V245H31ZM58 246V245H57ZM61 246V245H60ZM92 246V245H91ZM94 246V245H93ZM104 246V245H103ZM102 246V247H103ZM110 246V245H109ZM118 246V245H117ZM124 246V247H125ZM128 246H130V245H128ZM132 245L130 246V249H131V247H133ZM135 246V247H136ZM205 246V247H204ZM238 246V245H237ZM240 247H241V243H240V245H239ZM29 247V246H28ZM63 247V246H62ZM61 247V249L63 250V248ZM64 247H66V245L64 246ZM78 247H80V248H82L81 246H78ZM100 247V246H99ZM121 247V246H120ZM246 247H248V248H250L251 246H246ZM245 247V248H246ZM253 247V246H252ZM1 248H2V246H1ZM7 248V247H6ZM16 248V247H15ZM32 248H34V247H32ZM59 248V247H58ZM76 248V247H75ZM112 248V247H111ZM117 248V247H116ZM174 248V247H173ZM177 248V247H176ZM175 248V249H176ZM244 248V249H245ZM255 248V247H254ZM3 249V248H2ZM10 249V248H9ZM19 249V248H18ZM30 249V248H29ZM28 249V250H29ZM61 249H58V250H61ZM69 249V248H68ZM96 249V248H95ZM102 249V248H101ZM106 249H107V247H106ZM115 249V248H114ZM113 249V250H114ZM118 249V248H117ZM128 249V248H127ZM133 249H135L134 247H133ZM260 249V248H259ZM263 249V248H262ZM16 250H17V248H16ZM20 250V249H19ZM28 250H27V252H28ZM32 250H34V249H32ZM31 250V251H32ZM65 250V249H64ZM85 250V249H84ZM87 250V249H86ZM94 250V249H93ZM98 250V249H97ZM108 250V249H107ZM112 250V251H113ZM125 250V249H124ZM136 250V252H138ZM186 250V249H185ZM202 250V251H203ZM246 251H249V250H247V249H245ZM1 251V250H0ZM10 251L11 250H9V253H10ZM23 251V250H22ZM30 251V250H29ZM35 251V250H34ZM33 251V252H34ZM54 251H56V254H57V247H56V250L54 249ZM67 251V250H66ZM70 251H72V250H70ZM70 251L68 250V255L69 256H71V257H73L71 254H70ZM74 252H75V250H73ZM72 251V254L74 253ZM80 251V250H79ZM105 251V250H104ZM117 251V250H116ZM133 251V250H132ZM251 251H253L252 249H251ZM255 251V250H254ZM12 252V251H11ZM15 252H17V251H15ZM19 252V251H18ZM84 252V251H83ZM92 252V250L90 251V253ZM95 252V251H94ZM100 252H102V251H100ZM109 252V251H108ZM108 252H105V253H108ZM182 252H183V250H182ZM3 253V252H2ZM7 253V252H6ZM60 253H61V251H60ZM79 253V252H78ZM77 253V254H78ZM81 253H82V249H81ZM86 253V252H85ZM111 253V252H110ZM114 253V252H113ZM174 253V254H173ZM185 253H187V251L185 252ZM249 253V252H248ZM11 254V253H10ZM9 254V255H10ZM18 254V253H17ZM19 254H21V253H19ZM18 254V255H19ZM30 254V253H29ZM59 254V253H58ZM75 254V253H74ZM80 254V253H79ZM97 254V253H96ZM95 254V255H96ZM99 254V253H98ZM97 254V255H98ZM115 254V253H114ZM117 254V253H116ZM115 254V255H116ZM131 254V253H130ZM129 254V255H130ZM135 254V253H134ZM177 254V253H176ZM175 254V255H176ZM182 254V253H181ZM181 254H177V255H181ZM257 254V253H256ZM264 254V253H263ZM31 255V254H30ZM83 255V254H82ZM94 255V256H95ZM109 255V254H108ZM123 255V254H122ZM133 255V254H132ZM139 255V254H138ZM176 255V256H177ZM1 256V255H0ZM8 256V255H7ZM16 256V255H15ZM14 256V257H15ZM29 256V255H28ZM34 256V255H33ZM49 256V257H48ZM56 257H59L58 255H55ZM63 257L65 256V255H62ZM76 256V255H75ZM87 256V255H86ZM94 256H93V258H94ZM106 256V255H105ZM113 256V255H112ZM111 256V257H112ZM136 256V255H135ZM179 256L177 257L178 259H179ZM212 256V261H215V259H214V257ZM254 256V255H253ZM256 256H258V255H256ZM1 257H4V255L3 256H1ZM0 257V258H1ZM13 257V256H12ZM35 257V256H34ZM33 257V258H34ZM48 257V258H47ZM61 257V256H60ZM63 257H61V258H63ZM67 258H68V256H66ZM82 257V256H81ZM108 257V256H107ZM107 257H105V258H107ZM120 257V256H119ZM29 258V257H28ZM38 258H39V260H38ZM75 258V257H74ZM78 258V257H77ZM80 258V257H79ZM92 258V257H91ZM95 258H97V257H95ZM103 258V257H102ZM117 258V257H116ZM157 258H155V259H157ZM177 258H176V260H174V259H172L173 261H177ZM209 258H210V256H209ZM264 258V257H263ZM4 259V258H3ZM11 259V257L9 258V259H6V260H0V261H2V263H0V264H9V260ZM17 259V258H16ZM26 259H27V257H26ZM26 259H22V262L20 261H18V259H17V261L16 260H14L15 262H17V264H27L28 263V261L30 260V258L28 259V260H26ZM32 259V258H31ZM86 259V258H85ZM90 259V258H89ZM98 259H99V257H98ZM111 259V258H110ZM134 259H135V257H134ZM153 259V258H152ZM19 260H21V259H19ZM24 260H26V262L27 263H25V261ZM58 260V259H57ZM59 260H61V259H59ZM58 260V261H59ZM74 260V259H73ZM78 260L79 259H77V261L76 262H78ZM84 260V259H83ZM87 260V259H86ZM103 260H104V258H103ZM102 260V261H103ZM108 260H109V258H108ZM118 260V259H117ZM123 260H124V258H123ZM126 260V259H125ZM128 260V259H127ZM154 260V259H153ZM181 260H183V259H181ZM180 260V261H181ZM253 260H254V258H253ZM264 260V259H263ZM13 261V260H12ZM13 261V262H14ZM24 261V262H23ZM67 261V260H66ZM93 261V260H92ZM91 261V262H92ZM116 261V260H115ZM130 261H131V259H130ZM130 261H128V262H130ZM157 261H159V260H157ZM180 261H177V262H179V264L181 263ZM258 261V260H257ZM14 262V263H15ZM30 262V261H29ZM32 262V261H31ZM30 262V263H31ZM34 262V263H35ZM43 262V263H44ZM62 262V261H61ZM69 262V261H68ZM71 262V261H70ZM69 262V263H70ZM121 262V261H120ZM124 262V261H123ZM156 262V261H155ZM210 262V263H209ZM13 263V264H14ZM29 263V264H30ZM34 263H32V264H34ZM42 263V264H43ZM57 263V262H56ZM59 263V262H58ZM57 263V264H58ZM65 263V262H64ZM80 263H81V261H80ZM88 262H86V264H87ZM93 263V262H92ZM96 263H98V262H96ZM105 263V262H104ZM108 263V262H107ZM172 263V262H171ZM215 262H213V264H214ZM218 263V262H217ZM12 264V263H11ZM41 264V263H40ZM67 264V263H66ZM77 264H79V262L77 263ZM126 264H130V263H126ZM173 264H174V262H173ZM219 264V263H218Z\"/></svg>", "mask_w": 264, "mask_h": 264}, {"label": "rangeland", "instance_id": "obj_2", "mask_svg": "<svg viewBox=\"0 0 264 264\" xmlns=\"http://www.w3.org/2000/svg\"><path fill=\"white\" fill-rule=\"evenodd\" d=\"M221 1H224V0H221ZM221 1H219V2H221ZM226 1V0H225ZM257 1V2H256ZM249 2V3H248ZM213 4H212V7H213V9L216 11V13H221V17H223V14L225 15L224 16V19L223 20H221V17L218 15V17L216 18V19H214V18H209V19H206L205 20V15L204 14H202V13H204L203 11V9H204V6L202 7V5H200L199 7H197V9L195 10V9H193V10H195L193 13L191 12V10H187L186 8H182V6H181V8H182V10H181V8L179 9V12L180 11H182V13L180 12V13H178L179 15H182V17H184L183 18V20H185V21H183L182 19V23H187L190 27V30L189 29H187L186 30V32L184 31V34L183 35H187V34H190V32L192 33L193 32V30H195L197 33H198V35L200 36L202 33H203V30H204V32H206V33H203V35L202 36H204L203 37V39H205L206 40V42L207 43H209V46H208V44H207V46L211 49V52H210V49L207 47V49H209L208 51L211 53V55L210 56H215L216 57V59H215V57H212L213 59L212 60H214L215 62H218V63H222V61L221 62H219L220 60V57H221V60H223V58L222 57H226V59L228 60V62L226 61H224L225 62V64H231L232 63V61H233V63H232V65H233V68L239 73H237L238 75H240V76H243V73H242V70L244 69V68H242V66H244L243 64L242 65H240L242 62H241V60L240 59H242V54L240 53L241 51H242V49H244L246 46H252L253 48H255L256 50H259V52H261V53H264V51H263V49H264V47H263V42H264V18L262 19L261 17H264V0H259V3H258V0H250V1H247V4H249V6H248V8H247V6H244V7H242L243 8V11L241 12V14H243V19H244V17H245V20H244V23L247 25V24H249L252 20V24H250V25H247L246 26V31L244 30V32H247V33H245L244 35H239L240 37H235V34L233 33L232 34V31H231V29H227V27L228 26H226V22L224 23L225 24V28H224V24H221L220 22H218L219 20L218 19H220L221 20V22L223 21H227V17H226V13H224L225 11H228V6H226L227 4H224V5H221L220 3L216 6V5H214V2H212ZM251 3V4H250ZM39 6H38V5ZM37 4H35V7H36V12H38V10H39V12L38 13H36L35 12V14L37 15V19H36V21L38 20L39 21V18H41L42 16V18L40 19L42 22H38L39 24H37L38 25V28L40 29V30H42V31H39V29L37 28V30H38V33L40 32V33H44V35L42 34H40V36H42L43 37V39H45V38H47V40L46 41H48L49 40V38L50 39H52L53 37H51V36H54V38L53 39H58L59 38V36L58 35H56L55 33H54V27L55 26H58V24H55V23H53L54 21L53 20H49V19H51L50 18V12H47V11H45V10H43L44 8L42 7V3H37ZM253 4V5H252ZM261 4H263V5H261ZM40 5H41V8H40ZM220 5V6H219ZM221 6H223L224 8H222ZM252 6H254V7H256V8H254L253 9V7ZM258 6V7H257ZM263 6V7H262ZM225 7L227 8V9H225ZM251 9H250V8ZM38 8V9H37ZM236 8V7H235ZM234 7H232L231 9H235ZM224 9V10H223ZM124 10H126V9H124ZM178 10V9H177ZM198 10V11H197ZM219 10H221V12L219 11ZM253 10H255V11H253ZM257 10H259V11H257ZM40 11H43L42 13L40 12ZM200 11H202V12H200ZM46 12V13H45ZM247 12V13H246ZM43 13L45 14V16L43 15ZM47 13H48V16H47ZM254 13H256V14H254ZM134 13H132L131 15H133ZM141 14V15H140ZM139 14V12L138 13H135L134 14V16H136V15H138L139 16V18L140 17H142V15H143V13H140ZM42 15V16H41ZM259 15V16H258ZM38 16H40V17H38ZM138 16H137V18H138ZM176 16H178V15H176ZM6 15H4V14H0V22H1V24H0V27L2 28L3 27V29H1L0 28V32L3 34V35H0V40L1 39H3L4 41H5V39L6 40H8V39H10L9 41H11L12 39H13V41L11 42V43H13V42H17L19 39H18V37H16V35L15 34H17V32L14 30V27L13 26H15V23L11 20H9V18L8 17H6ZM181 17V18H182ZM250 17V18H249ZM4 20H3V19ZM8 18V19H7ZM99 18V19H98ZM98 18L96 19V20H98L99 22H101V24L100 23H98V21L96 22V20L94 19V21H95V27L96 28H103L102 30H106L108 27H109V25H110V23H112V22H106L105 21V19H103L102 17H100V16H98ZM102 18V19H101ZM188 18V19H187ZM199 18V19H198ZM6 19V20H5ZM187 19V20H186ZM203 19V20H202ZM214 21H213V20ZM250 19V20H249ZM195 20V21H194ZM197 20H199V21H197ZM209 20V21H208ZM215 20L218 22V23H220L221 25L219 26V24L217 25V23L215 22ZM7 21V22H6ZM34 22H36L35 20H33ZM45 21V22H44ZM50 21H52L51 22V24H50ZM103 21V22H102ZM256 21V22H255ZM36 22V23H37ZM48 22V23H47ZM212 22L215 24V25H213L212 24ZM262 22V23H261ZM40 23H43V24H40ZM52 28H50L47 24ZM107 23H109V24H107ZM206 23V24H205ZM259 23V24H258ZM261 23V24H260ZM4 24V25H3ZM53 24H54V26H53ZM97 24V25H96ZM191 24H194L195 25V27L193 26V25H191ZM199 24V25H198ZM209 24H212V25H209ZM3 25V26H2ZM47 25V26H46ZM83 25V26H82ZM85 24H83V23H80V24H78L77 25V28H76V30L74 31V33L72 34L71 33V36H69V38L72 40L73 39V42L71 43L70 42V45L71 46H73V43H75L76 42V44H74V49H76L77 47L79 48V46H80V48L78 49H76V50H83V52H90L92 49V51L91 52H94V53H100V52H102V51H105V49H106V51H109V53L111 52V53H113L112 51H110V50H113L112 48H109V47H103V42L102 41H100L99 42V40H98V42H96L97 40H95L93 37H91V36H87V35H89L88 34V27L85 25ZM113 25V24H112ZM202 25V26H201ZM204 25H206V27L204 26ZM254 25V26H253ZM258 25V27H256ZM53 26V27H52ZM82 26V29L80 28V27ZM106 26V27H105ZM217 26H219L220 28H218ZM249 26V27H248ZM253 26V27H252ZM10 27V28H9ZM43 27V28H42ZM46 27L48 28L47 30H46ZM84 27V28H83ZM8 28L10 29V31L8 30ZM19 29H21V27H18ZM80 28V29H79ZM164 28V27H163ZM162 28V31L163 30H166V31H164L163 33L165 34V32H168L169 33V31H171V30H167V29H163ZM187 28H188V26H187ZM197 28V29H196ZM224 28V29H223ZM6 29V30H5ZM77 29H78V33H77ZM84 29V30H83ZM220 29H223V30H221L220 31ZM44 30V31H43ZM48 30H50V31H48ZM52 30V31H51ZM81 30V31H80ZM108 30V29H107ZM111 30V29H110ZM152 30V29H151ZM150 30V31H151ZM192 30V31H191ZM199 30H201V31H199ZM205 30H207L208 31V34H207V31H205ZM214 30V31H213ZM219 30V31H218ZM226 30V31H225ZM230 32H228V31ZM2 31H4V32H2ZM57 31V30H56ZM60 33H62L63 32V30H58ZM57 31V32H58ZM80 31V32H79ZM211 31V32H210ZM16 32V33H15ZM45 32H46V34H45ZM87 32V33H86ZM201 32V33H200ZM243 32V33H244ZM0 33V34H1ZM5 33V34H4ZM12 33V34H11ZM13 33H15L14 35L15 36H12L13 35ZM76 33V34H75ZM82 33V34H81ZM85 33V34H84ZM153 33H154V31H153ZM152 32H151V34H153ZM167 33V35L166 36H168V37H171L174 33H172V32H170L171 33V36L169 35ZM228 33V34H227ZM242 33V34H243ZM6 34H7V36H6ZM75 34V35H74ZM78 34V35H77ZM81 34V35H80ZM156 34V35H155ZM155 34H153L152 36L154 37V35H155V37H158L159 36V38H156V40L157 39H159L160 40V42H159V40H158V42L160 43H158L156 40H154L153 39V37L150 35V39L148 40H146L145 41V47H147L146 49L148 50V51H146V49L144 48V49H142V48H140L137 44H134L133 42V40H131L132 42H131V44L132 45H128V44H130V41H126L125 42V40L123 41V40H121L120 38L118 39H116L115 40V43H117L116 45H118V47L120 48V45H121V48L123 47V49H119V48H117L116 47V45H115V48L116 49H119L118 50V52H114L113 54L117 57L116 59V64H111L110 66H114V67H116L117 66V69L115 68V70H118V66H119V64H120V66H121V64H122V60L123 61H125V63H126V65H124V70H126L125 72H127V71H129V67L130 66H128L129 64L131 65V68H130V71L129 72H127V73H129V75H130V73L133 71V76L131 75L130 77H127L128 79H131L130 81H134L135 83H138L137 81H139V83H140V80H142L143 78V82L141 81V83H143V85L144 86H149V84H150V86L152 85H154V84H156V85H154L153 87H156V86H159V85H162V83L161 82H164L163 83V85H164V87L166 86H168V84H170V83H172V81H174V82H177L178 84H179V86H182L183 88L184 87H188L189 89H186V88H184L183 90H185V92L188 90V94L189 93H191L192 91H197L196 89H199L197 92L199 93V94H196L197 92H195L194 91V94L192 93L191 95L189 94H187V92H186V94L188 95L187 96V98H190L191 96H193V97H195V96H197V95H201V94H205V92H207L206 94L207 95H203L204 97L202 98V95L201 96H197L199 99H200V97H201V99L199 100L201 103H203V104H201L200 102H199V104L201 105L200 107H202L203 108V110H202V114L203 115H207V113L208 112H210L213 108L215 109V107H216V105H217V100H218V98H217V96H221L219 99H224L225 100V98L227 97V96H229V90L227 89V91H225V92H228V95H227V93H225L224 92V90H226V88H223V87H228V79L226 78V76H225V74H224V76H221L222 74H213V75H211L210 73H208V72H205L204 70H203V68L201 67V65H200V63L197 61L196 62V60L195 59H197V58H192V59H190V61H188L187 62V65L186 64H184V60L182 59V62H181V58L179 59L180 60V64H177L179 67H182V70H181V68H180V72H179V76H178V73L176 72L177 71V69L178 68H176V67H173V66H167V68L171 71H169V73L168 72H165V70H168V69H166L165 68V66L166 65H162V63H165V61H166V57H164L165 56V54H166V52H167V49H166V47H165V49H164V46H166L164 43V39L166 38H164V34H162V39H161V35L157 32L156 33V31H155ZM208 36V35H211V37H209L208 36V38L205 36ZM215 35V37L213 36V35ZM229 34H230V36H229ZM11 35V36H10ZM84 35V36H83ZM219 35V36H218ZM233 35V36H232ZM2 36V37H1ZM73 36H74V38H76V39H74L73 38ZM232 36V37H231ZM238 36V35H237ZM5 39H4V38ZM13 37V38H12ZM41 37V38H42ZM78 37V38H77ZM90 37V38H89ZM154 37V38H155ZM174 37H177V34L174 36ZM173 36H172V38H174ZM201 37V36H200ZM215 39H214V38ZM218 37H220V38H218ZM8 38V39H7ZM15 38H16V40H15ZM89 38V39H88ZM151 38L154 40V41H156V42H153L152 41V44H153V47L156 49H152L151 47H152V44H151ZM164 38V39H163ZM217 38H218V41H216L217 40ZM235 38V39H234ZM81 39H83L82 41L84 42H81ZM86 41H85V40ZM88 39V40H87ZM92 39L94 40V41H92ZM208 39V40H207ZM210 39V40H209ZM214 41H212V40ZM239 39V40H238ZM3 40H1L0 41V47H1V50H3V49H9V45H7V44H9L10 42L9 41H7V42H9V43H7L6 42V47L4 48V43H3V45H2V42H3ZM15 40V41H14ZM78 40V41H77ZM79 40H80V42H79ZM91 40V41H90ZM117 40H121V41H123L124 43L123 44H125V45H123L122 43H120L119 44V42L117 41ZM220 40V41H219ZM117 41V42H116ZM120 41V42H121ZM163 42V47H159L160 45H161V43ZM93 42H94V44H93ZM216 42V43H215ZM233 42V43H232ZM86 43V44H85ZM95 43H97V45L95 44ZM147 43V44H146ZM151 45H150V44ZM213 43V44H212ZM215 43V44H214ZM224 43V44H223ZM231 43V44H230ZM126 44H127V46H126ZM226 44V45H225ZM230 44V45H229ZM234 44V45H233ZM92 45V46H91ZM155 45H157V46H155ZM159 45V46H158ZM217 45V47H220V46H222V47H220V48H223V49H219V48H216L215 46ZM233 45V46H232ZM3 46V47H2ZM8 46V47H7ZM85 46V47H84ZM95 46V47H94ZM97 46V47H96ZM150 46V47H149ZM225 46V47H224ZM231 46V47H230ZM129 47V48H128ZM149 47V48H148ZM157 47H158V49H157ZM212 47V48H211ZM215 47V48H214ZM83 48V49H82ZM160 48V49H159ZM161 48H163V49H161ZM101 49H102V51H101ZM110 49V50H109ZM125 49V50H124ZM129 50V54L130 55H132V52H133V59H131V58H128V56H127V53H128V50ZM150 49H152V51L153 52H155V51H157L156 53H151V52H149V50ZM214 49L216 50H218V52H217V54L215 53V52H213L214 51ZM236 49V50H235ZM1 50H0V53H1ZM75 50V51H76ZM86 50V51H85ZM124 50V51H123ZM131 50V51H130ZM162 51V53L160 52V51ZM227 51V55H226V51ZM232 50V52H229V51H231ZM40 52H41V49L39 50ZM105 51V52H106ZM123 51V52H122ZM223 51H224V54H222L223 53ZM11 53H13L12 51H10ZM9 51L8 52H6V53H4L3 55H5L6 57L8 56V57H10L9 59L10 60H12V54L10 53ZM38 52V50H36V52H34V53H37ZM38 53V54H35V56L36 55H39V54H41V53ZM122 52V53H121ZM125 52V54H123ZM213 52V53H212ZM10 53V56L8 55ZM45 53V52H44ZM47 53V52H46ZM121 53V54H120ZM141 54V56H137L138 54ZM159 53L161 54V55H163V57L165 58H163L161 55H159ZM215 53V54H214ZM219 53V54H218ZM220 53H221V55H225V56H221L220 55ZM230 53V54H229ZM31 54V55H30ZM42 54H43V51H42ZM123 54V55H122ZM128 54V55H129ZM139 54V55H140ZM158 54V55H157ZM232 54V55H231ZM29 55V56H28ZM26 54L24 57H22L21 58V60H20V58L18 57V56H15L16 58H19V60L17 61L19 64H23V65H25V64H27L28 66H27V68L29 67V69H28V72L31 74L32 73V75H33V77H32V75L30 76L29 75V73H26L27 75L26 76H28L27 78H25V79H23V80H19L18 81V79H16L17 77L16 76H12V75H10V79L9 80H13L12 82H10L9 80H8V78H9V75H8V78H7V76H5V75H0V89H1V91L3 90L2 89V87H1V85H3V88H4V90H3V92H1L0 91V97H1V95H3V96H7V95H10L11 96V98H13V99H11L10 100V102H11V104H10V107L11 108H9L8 110H13L12 111V113H11V111H9V114L7 113V112H5V111H2V109H1V111H0V115L2 114H4V115H6L5 117H4V115H3V117H2V115H1V119H0V121H1V123H0V138L2 139L1 141H4V142H2V144H3V146L2 147H0V151H2V152H0V172L2 173V171H3V169H5L6 170V168H7V171H3V174L5 173V172H7V173H5L6 175L4 176L5 178H8V176L10 177L11 175H10V173L12 172L13 173V171H16L17 170V172H18V167H20V169H19V172L21 171V173L22 174H20L19 172V174L17 175L16 174V176L17 177H19L20 175L22 176L23 175V173L26 171V169L27 168H25V167H28V169H29V173L31 172V171H33V169H32V167L35 169V171L38 169V168H42V166L44 167V164L42 163L43 161L44 162H46V159H48L49 158V155H47L48 153L47 152H57V150H59V149H56L57 148V146H58V148H63V149H69V150H71L70 148H72L71 146H75L76 145V143H74L73 144V138H72V136L71 137H69V131L68 132H66L65 130H63L62 128H60V127H62V124H61V122H62V119H64V121L62 122V123H65L66 121H68V123L67 124H76V125H74L73 127H74V129H75V127H76V129H77V131H81L83 128V126H84V130H83V132H85V129H86V134H90V135H93V133H96L97 131H96V128H95V126H93V123L94 122H91V120L89 119V115H90V112L89 111H86V110H84L86 113L84 114V115H82L81 113H79V112H77V111H75V107L73 108L68 102H66L65 100H64V98H65V95H67L68 93V95H70V96H73V95H76V93L78 92V91H80L81 89H83L82 87H73L72 85H70V86H66V85H64L65 83V81L67 80V78L66 77H63V78H61L59 75H57V74H53V75H50L48 78V81L46 80V82L45 81H39V79H40V77H39V79H38V76L37 75H39V71L40 70H38L37 68V70L35 69V67L36 66H38V65H41V64H39V61H37L36 60V63H35V61H34V58H33V53H29V54ZM44 55H46V54H44ZM126 55V56H125ZM130 55H129V57H130ZM135 55H136V57L137 58H135ZM153 55H155L156 56V58H155V56H153ZM220 55V56H219ZM26 56H27V58H26ZM32 57V62L30 61V59H28V57L29 58H31ZM34 56V57H35ZM158 56H161V57H159L160 59L162 58V63H161V65L162 66H164V68L162 69V67H160L161 65L157 62L159 59H158ZM56 57H58V55H56L54 58H56ZM144 57V58H143ZM218 57V58H217ZM26 58V59H25ZM128 58V59H127ZM147 58H149V59H147ZM27 59H28V61H27ZM36 59V58H35ZM57 59V58H56ZM124 59H127V60H135V61H137L136 63H135V61H133V62H131L130 61V63H128V65H127V61L126 60H124ZM147 59V60H146ZM155 59H158V60H156L155 61ZM164 59V60H163ZM225 59V58H224ZM225 59V60H226ZM238 59V60H237ZM25 60V61H24ZM145 60V61H144ZM148 60H149V63H153L152 65L153 66H150L151 64H149V66H148V64L146 65V63L148 62ZM219 60V61H218ZM229 60H232L231 62L229 61ZM34 61V62H33ZM79 61V62H78ZM84 61H86L87 63H89L90 61L89 60H84ZM140 61H144V62H140ZM147 61V62H146ZM152 61V62H151ZM191 61H192V63H191ZM27 62V63H26ZM77 65L79 64V68H77V65H76V61H75V63H70V64H72V66L71 65H69V66H66V67H72V68H69V70L70 69H73V67H75L76 66V68H74L73 70L75 71V72H73V70H70V71H68V69H67V71H68V73L71 75L72 73H74L73 75H75V73L77 74V71H78V69H79V73H82V74H85V76H86V78L88 79V80H91V81H87L86 80V78H85V76H84V78H83V76H81L82 74H80V75H76V81H77V83H79L81 80V82H84L85 84H86V82H88V83H90V84H94L95 83V81L97 82L98 81V79L96 80V78L94 79V75L97 73V71L95 72V70H98L96 67H98L99 68V70H100V67H105L106 65H97V66H95V68H93V67H90L88 64H86V62H82V61H80V60H77ZM81 62L83 63V64H81ZM118 62H119V64H118ZM139 62H140V64H139ZM146 62V63H145ZM167 62V61H166ZM235 62V63H234ZM240 62V64H238ZM34 63V64H33ZM41 63V62H40ZM124 62H123V64H125ZM134 63V65H132V64ZM138 63V64H137ZM143 63H144V66H145V68H144V70H146V71H144V70H142V68L144 67L143 66ZM155 63V64H154ZM178 63V62H177ZM190 63V64H189ZM80 64L83 66V65H85V66H80ZM118 64V65H117ZM135 64H137V67H139V65L141 66V68L139 67V69L141 70V71H139V70H131V69H134V68H132L133 66H135ZM166 64V63H165ZM168 64V63H167ZM174 64H176V63H174ZM223 64V63H222ZM240 65V66H238V65ZM33 65V67H31ZM190 65V66H189ZM232 65H230V66H232ZM119 66V67H120ZM125 66H126V69H125ZM128 66V67H127ZM146 66H147V68H146ZM154 66H156V67H154ZM81 67V68H80ZM102 67V68H103ZM113 67V68H114ZM137 67H135V69H138ZM153 67V69L154 70H151V68ZM172 67V68H171ZM189 67H192V68H189ZM200 68V70H199V68ZM26 68V69H27ZM91 68H93L94 70H91ZM148 68H150V69H148ZM174 68V70H172ZM175 68H176V71H175ZM34 69V70H33ZM81 69V70H80ZM121 69H123V67H121ZM121 69H119V73H118V71H117V73H113V72H116L115 70H113L112 68H110L109 69V71H110V73L112 74L113 73V75H114V78H115V76L117 77V80L119 79V78H121L122 80L121 81H117V80H113V75L110 77V76H107V72L109 73V71H106V72H104V74L106 75V78H105V75H104V78L102 77V81H103V88L105 89V88H107L109 85V88H107V89H105V90H108V91H103V93H102V95L101 94H99L100 92H102L101 90L99 91L98 90V92H97V95L101 98V100H99V101H102L103 99V97L105 98V96H107L108 95V93H111L110 91H112L113 89H115L114 87H116L117 88V86L118 85H121V86H124L123 84H124V82L126 81V79H125V77L126 76H129V75H126V73H124V70H123V72H122V70ZM149 70V72L151 73L152 72V74H155V76L157 77H155L156 79H152V80H150V78H154V75L152 76V74H150V75H148V74H146V72L147 73H149L148 72V70ZM155 69H157L156 71H155ZM196 69H198V70H196ZM240 69V70H239ZM30 70L32 71V72H30ZM36 70V71H35ZM108 70V69H107ZM111 70H112V72H111ZM151 70V71H150ZM158 70H162L161 72L159 71L158 72ZM179 70V69H178ZM189 70H191V72L189 71ZM194 70H196L195 72H194ZM25 71V70H24ZM84 71V72H83ZM89 71V72H88ZM94 72V73H92V72ZM136 73H135V72ZM138 71H139V74H138ZM154 71H155V73H154ZM172 71H174V72H172ZM202 71H204L203 73H202ZM36 73V75H35V73ZM86 72H88V74L91 72V74L93 75H91V74H89V76L86 74ZM121 72V73H120ZM157 72L158 73H160V75L158 74L157 75ZM162 72H164V73H162ZM183 72H184V74H183ZM189 72H190V74H191V76H195V79H194V77L192 78L190 75H189ZM194 72V73H193ZM197 72V73H196ZM198 72H201L202 73V75H206L207 76V80L209 79V81H206V77H202V75L200 74V73H198ZM110 73L108 74V75H110ZM122 73H124L123 75H122ZM145 73V74H144ZM169 74V75H171V76H169V75H166V74ZM174 73V74H173ZM181 73H182V75H181ZM142 74H144V75H142ZM165 74V75H164ZM193 74V75H192ZM199 74H200V76H199ZM19 75V74H18ZM55 75V76H54ZM56 75H57V77L59 76V78H57L56 77ZM119 75H121V76H119ZM126 75V76H125ZM135 75H139L140 76V78H139V76L137 77V76H135ZM146 75H148V76H146ZM164 75V76H163ZM210 75V76H209ZM221 76V78H220V80H222V81H220L219 80V76ZM4 76V77H3ZM35 76H37L36 78H35ZM40 76V75H39ZM81 78H80V77ZM148 77V78H145V77ZM164 78H163V77ZM175 76V77H174ZM181 76H185L184 78V80L185 81H183V77H181ZM191 78H190V77ZM196 76H198L199 78H197L196 79ZM212 76H213V78H215L216 77V79L217 80H219L218 82L220 83V85H221V87L223 88V89H219V92H217V91H215V90H218L217 89V87H220V85L219 86H217L219 83H216L217 82V80H215V79H212ZM218 76V77H217ZM249 76H252V78H253V80H255L256 82H258V83H260L261 84V86H263L264 85V68H262V69H256V70H253V71H250L249 72ZM2 77V78H1ZM50 77H52V78H50ZM56 77V78H55ZM75 77V76H74ZM89 77V78H88ZM110 78V80H108L109 78ZM122 77H124V79L122 78ZM160 77H161V82L159 81V79H160ZM169 77H171V79L169 78ZM177 77V78H176ZM182 79V81H181V79ZM32 78H35V80H37V81H34V79H33V81L32 80H30V79H32ZM55 78V79H54ZM78 78H80V79H78ZM90 78H92V79H90ZM111 78H112V80H111ZM137 78H139V80L137 79ZM168 78V79H167ZM176 78V79H175ZM2 79H3V81H2ZM56 79H58V80H56ZM85 79V80H84ZM95 81H94V80ZM116 79V78H115ZM127 79V81L126 82H129V80ZM145 79H146V82H147V80H150L151 81V83L148 81L147 83L145 82ZM158 79V80H157ZM169 79H170V81L171 82H169ZM178 79H179V81H181V82H179L178 81ZM194 79V80H193ZM5 80H6V82H5ZM9 81V83H7L8 81ZM15 80H17V81H15ZM26 80V81H25ZM50 80V81H49ZM55 80V81H54ZM78 80H80L79 82H78ZM106 80V83H104V81ZM120 80V79H119ZM125 80V81H124ZM187 80V81H186ZM202 80H205L206 82H205V84H203L204 82L202 81ZM212 80H214V81H212ZM30 81H32V84H31V82ZM51 81H53V82H51ZM61 83H60V82ZM64 81V82H63ZM86 81V82H85ZM109 81V82H108ZM112 81V83L113 82H115L114 84L116 85V84H118L117 86H115L114 84H109L110 82ZM155 81V82H154ZM195 81V82H194ZM216 81V82H215ZM17 83V85H14V84H16ZM25 82H26V84H25ZM50 82V83H49ZM60 83V85H59V83ZM108 82V83H107ZM117 82V83H116ZM119 82H122V83H120L119 84ZM125 82V83H126ZM133 82V83H134ZM153 82V83H152ZM158 82H160V83H158ZM167 82H168V84H167ZM184 82H188V86H187V83H186V85H185V83ZM193 82V83H192ZM197 82V83H196ZM199 82H201V83H199ZM210 84H209V83ZM214 82V83H213ZM223 82V86H222V83ZM1 83H3V84H1ZM11 83L15 86H11ZM27 83H28V85H30V86H28L27 85ZM37 83V84H36ZM42 86H40V87H37V85L39 86V84ZM87 83V85L89 86L90 84H88ZM149 83V84H148ZM180 83H183V84H181L180 85ZM208 83V85L207 86H205L206 84ZM215 83H216V86H214L215 85ZM21 84V85H20ZM25 85V86H23V85ZM35 84V85H34ZM45 84V85H44ZM51 84V85H50ZM54 84V85H53ZM57 84V86H55ZM98 84V83H97ZM96 83L94 84V86L95 85H97ZM106 84H107V87H106ZM109 84V85H108ZM130 84H132L131 82L130 83H126V86H129ZM147 84V85H146ZM167 84V85H166ZM201 84H203L202 86H201ZM6 87H5V86ZM50 85V86H49ZM92 85L91 86H89V87H92ZM112 85L114 86L113 88H111L112 87ZM163 85L162 86H160V87H163ZM193 85V86H192ZM212 85V86H211ZM251 85H252V83H247L246 84V86H244L245 88H250L251 87ZM20 87V88H17V87ZM27 86V87H26ZM43 86H44V89H43ZM46 86V87H45ZM49 86V87H48ZM93 86V87H94ZM126 86H124V87H126ZM190 86L191 87H193V88H190ZM203 86L204 87H206V88H203ZM8 87H13L14 89H13V91H12V88H11V90H10V88L8 89ZM33 87H35L34 88V90H32L33 89ZM36 87L38 88V89H36ZM55 87V88H54ZM71 89H70V88ZM163 87V88H164ZM200 87H202L203 89H201ZM220 87V88H221ZM6 88H7V90H9L8 92V94H6V92L7 91H5L6 90ZM39 88H42V89H40V91H37V90H39ZM58 88V89H57ZM59 88H60V91H59ZM78 88V89H77ZM103 88H101L102 90H103ZM213 88V89H212ZM216 88V89H215ZM16 89V90H15ZM46 89V90H45ZM110 89V90H109ZM112 89V90H111ZM42 90V91H41ZM50 90V91H49ZM221 90H223V92L221 91ZM10 91H11V94H10ZM14 91H15V93H14ZM19 92V94H17V92ZM46 92V95L47 94H49V95H47L48 97H45L46 95H45V92ZM77 91V92H76ZM200 91H201V94H200ZM202 91H204L203 93H202ZM239 91H241V90H239ZM20 92L22 93L21 95H20ZM50 92V93H49ZM60 92V93H59ZM65 92V93H64ZM108 92V93H107ZM113 92V91H112ZM185 92L184 91H182L181 93L183 94H181V96L178 94H175L174 92V95H172L174 98H173V100H170V103H169V101H165L164 103H165V105H164V107H163V110H161L160 109V111H159V113H161V115H165L166 114V117H167V119H165V123H166V125L165 126H167L168 127V125H171L172 123V125H171V132H166L165 133V130L164 129H166V131H170L167 127L166 128H164V127H161V126H163L165 123H163V120L164 119H161V123L163 124V125H161V123L159 124V121H160V119H157V122L153 119V121H154V123H156V125H158V126H156L153 122H151L152 121V119H150L149 118V116H150V114H148L149 116H148V118H147V121H146V117L147 116H142L141 118H138V119H140L141 121H143L144 123H142L141 121L138 123V119H137V125L135 124V123H133L134 125H127V132H128V134L130 135V137H131V139L128 141V142H126V143H124V145H123V147L124 146H127L128 144V146L127 147H124L123 149H125L126 150V153H125V150H122V152H124V154H122L123 156H124V158L125 157H127V158H125V159H122V155H121V152H120V154H118L119 156H116V157H114V164H119V165H121V166H116L115 165V167L112 165V161H111V164L109 163V166H108V168L110 169V172H109V174H110V176L113 178V176H115L114 177V179L115 180H118L119 178H117V176H116V174H115V172H118L117 170H119V172H121V173H127V168L129 167V165H131L132 164V166H134L136 163L134 162V156L135 155H133V154H135L137 151H133L132 149L133 148H135V150H140V148H143L144 146H145V143L146 144H149L148 146L150 147V145L151 146H153V145H155V147L153 148V147H151V148H153V150L152 151H154L153 152V154H154V157H156V158H159V154H160V157H165L166 158V156H167V159H169V158H171L170 160V163L172 164V166H173V169L174 170H172L174 173H175V175H174V173L173 172H170L171 174L170 175H172V177L170 176H168L167 178H166V180H162L161 182H159L158 184H156L155 185V189L157 188V192L159 193H156V191L155 190H153L154 188H151L150 186H143L141 183H139L138 184V186L139 185H141L142 186V193L144 194V191H149L150 189H152V190H150V192H152V193H154L153 195H154V197H153V195H152V193H151V195H150V197H149V193L150 192H145V195H146V197H145V199H147L146 201H148V200H151V197H152V199L154 200H152V202H154L155 203V205H156V207H159L160 208V206H162L163 208H165V209H163L162 210V212H164V214L161 212V209H162V207L159 209V211H158V209H156V208H153V210L152 211H154V209H156V211L158 212H156V211H154V213H151L152 211H150V214H149V212L147 211H144L143 213H144V215L141 213V215L139 214V218H138V221H137V218H135L136 219V222H135V219H133V224L135 223V225L136 226H128L127 224L125 225V224H121V222L123 221V216H121L122 215V213H120L119 214V212L117 213V211L116 212H114L112 209H114V207L112 208V206H113V202L114 201H112V198L110 197V195L109 196H107L106 197V191H105V189L103 190V191H105V192H103L102 191V189H101V187L100 186H98V184L96 183L97 182V180L95 181L94 179H96V178H98V180H99V178H101V175L103 174V173H101L100 171L102 170V172H103V169H101L102 168V165L100 164V160H99V158H98V160H97V156L98 155H96L97 153L96 152H92V153H84L83 154V156H84V160H83V156H82V165H81V167H82V170H81V168H79L80 166H77L76 164H75V166L77 167L76 169H73V167L74 166H72L71 164L73 163V161H71V159H69V158H67L68 156V153H66V159H68V161H66L69 165H67V167H68V169H67V167H65L66 166V162L63 164L62 162H63V158H62V162H56L55 163V165L53 166V167H55V175H54V177H56V182L57 183H59L58 185H60V186H64V187H68V188H65V192L66 193H64V194H62V196H61V194H60V191L58 192V189H60V188H58V187H56V185H54L55 187L53 188V189H50V188H52L53 186H50V187H47V188H49L48 190H45V189H47V188H44V187H41L42 188V191H39V192H41V194H34V196L36 197H32L31 199H32V202H34L31 206H30V208L32 209V211H31V213H33L32 215L29 213V211L31 210L30 208H29V204H31V203H29L30 201H31V199H29V201L27 202L26 201V205L25 204H19V203H13V202H10V201H14V200H10L9 201V206H8V213H7V216H9V218H12V222H14V223H12L11 222V219H9L8 217L5 219V221H4V219H2L1 217V219H0V245L2 246V248H1V246H0V255L1 256H3L4 255V257H1L0 258V260H6V259H9L10 257H11V259L9 260L10 262H9V264H13L15 261L14 260H16L17 261V259H18V261L20 262H22V259H26V257H27V259L26 260H28L29 258H30V262L28 261V263L26 262V260H24L25 261V263H27V264H32V263H34L36 260H34L35 258L37 259V251H36V249H38L39 247V245H40V243L38 242V243H36L35 241H37L38 240V238L41 236V240H40V242H42V239H44V237H46V236H44V233H45V230H46V232H50L51 230L53 231H51V233L52 234H54V232H55V234L56 235H54V240H55V247H53V253L51 252L50 253V255L52 254L53 256H54V258L52 257V260L53 259H55V261L58 263V264H77L78 262H79V264H86V262H88L87 264H126V263H130V264H136L137 262H138V260L140 259V256H141V250L140 249H138L137 250V246L136 245H134L133 246V242L134 241H132L133 240V238H130V237H132V236H130L131 234L133 235V232L134 231H132V229L133 230H135V231H137V229H138V226H137V224L139 223V224H143V227H144V231H143V235L141 236V238H142V240H145V241H147V242H150L151 240H156V238H158V239H160L161 237H162V235H163V237L162 238H164L163 240H161L162 242H164V243H167V245L166 244H164L165 246H167L166 248H169V247H171V248H169V251H172V252H175V254L177 253H179V254H181L180 256L179 255H175L174 253V256L177 258L178 256H179V259L177 258V261H180L181 259H183V260H181L180 262V264H184L183 263V261H185V257L186 256H188V255H190L191 254V251H189L190 249H188L190 246H192V248L194 247L195 248V244H197V243H195L196 241H198V240H194L193 238H189V239H191V240H189L187 237H185V233L184 232H182L183 231V228H186V227H188V229L189 230H191L192 232H194L196 229H198L197 227H194V223H188V222H186L184 219L187 217V215H186V209L185 208H183V204H181V205H175V207L173 206L174 205V203L176 202H178L179 200H181L180 198H181V195L183 194V192L185 191L184 189H189L190 191H194V190H196V191H194V195H196V196H198V197H200L201 196V199L202 200H204V201H206L207 202V204L208 205H210V206H207V204L204 206V208L203 207H199L198 209L196 208V211L198 212V216L200 215V213H202V210H203V216L202 215H200L201 217H203V218H205L206 217V221H207V223H208V221H209V225L208 226H205V228H203L204 230L202 231L203 232V234H205L207 231H210L211 229L213 230V229H215V230H213L212 232H215V233H217V234H220V235H222V236H225V239L227 240V241H230V243L233 241L235 244H237V245H235V244H233V242L231 243L232 245H234V247H236V248H238L241 252H243L244 251V253H245V255L247 254V256H249V259L251 258V260L252 261H256V263L258 262V264H264V223L262 224V225H258L257 224V226H256V224H255V226L253 225V223L252 222H249L250 221V218H251V214L249 215V213L247 212L248 211V205L247 204H249V203H247V201H246V199H250V198H252V197H250V196H253V194H254V192H255V194H256V192H257V190H259L258 192H257V194L259 193V192H264V157H263V155H264V144L262 145L263 147H261L260 146V142L259 143H257V141H256V139H251V138H254V136L251 134V137L249 136L248 137V135L250 134V133H246V134H244V135H241L240 137V139L239 140H233L234 141V145H233V147H231L230 148V146L227 144V141H228V139H226V133H227V130H225L224 128H222V127H220L219 128V130H217L218 129V125H213V124H210L208 121H204V122H202V120H196V117H195V120H192V121H188V120H186L187 118H185V116L184 115H181L184 111H185V106L189 103V102H187V101H189V99H187V100H185L184 98L186 97V96H184L185 95ZM209 92L211 93V92H213L212 94H210L211 95V97H210V95H209ZM214 92H215V95L217 94V96H215L214 95ZM263 92H264V88H263ZM4 93H5V95H4ZM23 93H25V95L27 96H25ZM26 93H28V94H26ZM55 93V94H54ZM61 93H62V95H61ZM105 93H107V94H105ZM173 93H171V94H173ZM219 93L221 94V95H219ZM14 96H13V95ZM41 94H43V95H45V96H43V95H41ZM52 94H53V96H52ZM56 94H57V96H56ZM30 96V98H29V96ZM209 95V96H208ZM213 95V96H212ZM263 95V98H264V93L262 94ZM13 96V97H12ZM25 96V97H24ZM35 96V97H34ZM36 96H37V98H36ZM39 96V97H38ZM41 96V97H40ZM43 96V97H42ZM51 96V97H50ZM55 96H56V98L59 100L60 98L61 99H63V101L64 102H66V103H64L61 99V102H60V100L58 101L56 98H55ZM103 96V97H102ZM175 96H177V97H175ZM182 97V99L180 98V97ZM184 96V97H183ZM190 96V97H189ZM208 98H207V97ZM216 97V99H214V102H215V104H214V102L212 101L213 100V98L212 97ZM224 96V97H223ZM226 96V97H225ZM234 96V98L235 97H237L236 95H233ZM18 99H17V98ZM19 97L22 99H19ZM214 97V98H215ZM14 98L16 99V100H19L18 101V103H17V101L15 100V101H13L14 100ZM26 98H28V99H30L31 101L33 100L34 101V104H35V106L33 105V103H32V105L34 106V108L33 107H31V105L29 106V112H33V111H37L35 114L36 115H34L35 117H34V119L36 120L35 122L36 123H31L30 124V122H28L29 124V126H31V127H29V126H26L27 124H24L23 125V123L24 122H22V121H17V120H22V119H24V114L26 113V111H27V108H28V104H31L30 102L29 103H27L26 102ZM34 98V99H33ZM36 98V99H35ZM42 98H44V100H42V102L41 101H39V100H41ZM46 98V99H45ZM53 98H55L54 99V101L52 100ZM99 98V99H100ZM170 98H172V97H170ZM177 98H179V99H177ZM196 98V97H195ZM197 98V99H198ZM207 98V99H206ZM209 98H210V101H209ZM25 99V101L24 102H22L23 100ZM37 99H39V100H37ZM167 99V98H166ZM212 99V100H211ZM222 99V100H223ZM238 99V97L237 98H235V100H237ZM239 99H241V98H239ZM35 100H37V101H35ZM46 100V101H45ZM56 100H57V102H58V105H56ZM168 100V99H167ZM203 100V101H202ZM20 101H21V103H20ZM48 101V105H46L47 102ZM53 101V102H52ZM98 101V104L96 103L95 105H98V106H95L94 105V112H96L95 110H99V108H100V104H102V102H99ZM162 101V100H161ZM174 102V104H173V102ZM176 101V102H175ZM211 101H212V104H211ZM217 101V102H216ZM221 101V100H220ZM220 101H219V103H220ZM9 102V103H10ZM14 102V103H13ZM17 104H16V103ZM26 102V103H25ZM53 103V105H51L50 107H51V109L49 110V108L47 109L48 110V113H47V110L46 109H44L46 106H49L50 104H52ZM60 102V103H59ZM204 102H206V103H204ZM209 102V103H208ZM241 102V101H240ZM260 102H262V101H260ZM24 104V107H23V104ZM39 103V104H38ZM40 103H41V105H40ZM45 103V104H44ZM185 103V104H184ZM13 104V106H11ZM21 104V105H20ZM42 104H43V106H42ZM69 104V105H68ZM168 104H170L171 106H173L174 108V111H173V109L172 110H170L171 108V106L169 107L168 106ZM176 104V105H175ZM208 104V105H207ZM14 105H16V107L14 106ZM17 105L19 106V107H17ZM54 105H56V106H54ZM203 105V106H202ZM41 106V107H40ZM45 106V107H44ZM54 106V107H53ZM178 106V107H177ZM204 106H207V107H204ZM15 107V108H14ZM39 107V108H38ZM56 107V108H55ZM97 107H99V108H96ZM183 107V109H181ZM212 107V108H211ZM21 108L22 110H20L19 111V109ZM33 108V109H32ZM36 108V109H35ZM39 110H38V109ZM55 108V109H54ZM141 108V107H140ZM140 108H138V109H140ZM14 109H16V111L14 110ZM40 109H44V110H40ZM65 109V110H64ZM176 109L178 110L177 112H180V115H179V113H177L176 112ZM213 109V110H214ZM236 109H240L239 107H236ZM97 110V111H98ZM140 110H142V109H140ZM186 110H188V109H186ZM41 111H43L44 112V114L41 112ZM51 111V112H50ZM56 111V112H55ZM64 111V112H63ZM170 111H172V113H173V116L171 115L172 113H170ZM205 111H207V112H205ZM22 112H24V113H22ZM205 112V113H204ZM212 112V111H211ZM14 113V115H12ZM20 113H21V115L23 114V118H22V116L20 115ZM50 113V114H49ZM78 113V114H77ZM147 113H150V112H146L145 113V115L147 114ZM165 113V114H164ZM226 113H228L227 111H226ZM10 114H11V117L13 116V120H11V117H10ZM17 114V115H16ZM19 114V115H18ZM176 114H178V115H176ZM238 114H240L241 116L243 115V113L242 112H238L237 111V114H235V117H234V114L232 113L231 115L233 116V119H231L232 118V116L230 115V117H229V115H228V117L231 119V121L232 120H234V123H238V122H242L243 121V116L242 117H239V121H238V116H240V115H238ZM9 115V116H8ZM51 115V116H50ZM70 115V116H69ZM81 115L83 116V117H81ZM86 115V116H85ZM91 115H94V114H92L91 113ZM193 115L195 116H199V115H201V114H196V113H193ZM15 116H19L18 118L19 119H17ZM36 116H38V118L36 117ZM71 116H73V117H71ZM78 116V117H77ZM170 116H171V118H170ZM184 116V117H183ZM9 117V118H8ZM52 117V118H51ZM63 117V118H62ZM69 117V118H68ZM74 117L77 119H74ZM86 117V118H85ZM144 117H145V119H144ZM181 117V118H180ZM3 118H5V120H3ZM37 118V119H36ZM85 118V119H84ZM169 118L171 119V120H169ZM173 118V119H172ZM229 118H227V117H225L224 116V119H225V123L223 122L222 123V125L224 126L227 122H230V119ZM48 119V120H47ZM56 119H58V120H56ZM61 119V120H60ZM82 121H81V120ZM148 119H150V121L148 120ZM176 119V120H175ZM227 119V120H226ZM242 119V120H241ZM74 120V121H73ZM86 120H88V121H86ZM181 120H182V122H181ZM188 121V122H186V121ZM229 120V121H228ZM11 121H13V124H14V126H15V129H13V131H12V129H11V127H12V123H11ZM15 121V122H14ZM60 121V122H59ZM70 121V122H69ZM75 121H78V122H75ZM146 121V122H145ZM149 121V122H148ZM168 121H170V122H168ZM173 121V122H172ZM235 121H237V122H235ZM4 122V124H2ZM7 122V123H6ZM38 122V123H37ZM42 122V123H41ZM44 122H46V124L44 123ZM56 122V123H55ZM87 126V128H85V125H83V123ZM86 122V123H85ZM88 122H89V124H88ZM180 122V123H179ZM244 122V121H243ZM25 123H27V122H25ZM44 123V124H43ZM50 125H49V124ZM142 123V124H141ZM181 123H182V125H185L184 127L181 125ZM186 123V124H185ZM201 124L200 126L198 125V124ZM203 123V124H202ZM2 124V125H1ZM7 124V125H6ZM11 124V125H10ZM37 124V125H36ZM48 124V125H47ZM80 126V124H82L83 126L81 127L82 129L80 130V127L78 126V125ZM92 124V125H91ZM139 124H141V125H139ZM146 124V125H145ZM155 125V126H151V125ZM168 124V125H167ZM195 124V125H194ZM240 124V123H239ZM19 125V126H18ZM34 125V126H33ZM41 125V126H40ZM46 125V126H45ZM144 125V126H143ZM179 125H181V127H177V126ZM195 127H194V126ZM203 125V127H201ZM40 126V128H44L43 130L45 131V134L47 133L49 136V138H46V140H44V142L43 141H37V136H36V131H34L35 130V128L34 127H39ZM42 126H44V127H42ZM79 128H78V127ZM132 126V127H131ZM205 126V127H204ZM216 126V127H215ZM16 127H19L18 128V130L19 131H17L16 129ZM21 127V128H20ZM33 127V128H32ZM46 127H48V128H46ZM136 127V128H135ZM144 127V128H143ZM147 127V128H146ZM155 127V128H157L158 130H154L153 128ZM174 127V130L175 131H177L178 132V134H176V132L172 129ZM175 127H177V130H176V128ZM197 127H199V128H197ZM200 127H201V129H200ZM211 127V128H210ZM213 127V128H212ZM12 128H14V127H12ZM24 128V129H23ZM30 128V129H29ZM40 128H38V129H40ZM141 128H142V131H141ZM150 128H152V129H150ZM161 128V129H160ZM169 128H170V126H169ZM180 128V129H179ZM186 129V130H184V129ZM188 128V129H187ZM196 128V129H195ZM208 128H210V129H208ZM222 128V129H221ZM27 131H26V130ZM32 129H33V131H32ZM50 129V130H49ZM52 129V130H51ZM57 129V130H56ZM75 129V130H76ZM87 129H93L92 130V133H91V131H89V130H87ZM95 129V130H94ZM138 129V130H137ZM144 129H145V131H147V132H145L144 131ZM148 129V130H147ZM168 129V130H167ZM191 129V130H190ZM207 129H208V131H207ZM224 129V130H223ZM9 132H8V131ZM21 130H25L24 132L23 131H21ZM29 130V131H28ZM61 130V131H60ZM63 130V131H62ZM164 130V131H163ZM199 130V131H198ZM202 130V131H201ZM217 130V131H216ZM17 131V132H16ZM48 131V132H47ZM58 131H60V132H58ZM87 131H88V133H87ZM132 131V132H131ZM136 131H138V132H136ZM163 131V132H162ZM172 131H173V133L174 134H172ZM182 131H183V134H185V136L182 134ZM184 131H186V133L184 132ZM191 131H193L192 133H191ZM12 132V133H11ZM16 132V133H15ZM22 132V133H21ZM29 133V134H26V133ZM60 133V134H58V133ZM62 132H65L64 134L62 133ZM142 133V132H144L145 133V135H144V133L143 134H139V133ZM158 132V133H157ZM162 132V133H161ZM180 132V133H179ZM211 132V133H210ZM220 132V133H219ZM5 133H7V134H5ZM21 133V134H20ZM25 133V134H24ZM32 133V134H31ZM51 133V134H50ZM62 133V134H61ZM147 133V134H146ZM151 133H154V134H152V136L150 135ZM157 133V134H156ZM172 134L173 136H170L169 134ZM188 133V134H187ZM202 133V134H201ZM214 135H213V134ZM215 133H216V135H217V137H216V135H215ZM5 134V135H4ZM11 134V135H10ZM19 134V135H18ZM53 134V135H52ZM57 136H56V135ZM67 134V135H66ZM176 134V135H175ZM187 134V135H186ZM205 134V135H204ZM248 134V135H247ZM3 135V136H2ZM10 135V136H9ZM20 135H21V137H20ZM25 135H26V137H25ZM29 137H28V136ZM32 135V136H31ZM138 135V136H137ZM140 135H142V136H140ZM143 135H144V137L146 136L147 138H143ZM149 135V136H148ZM181 135V137H179V136ZM193 135H195V136H193ZM247 137H246V136ZM6 136V137H5ZM12 136V137H11ZM60 136V137H59ZM151 136V137H150ZM179 137V139H178V137ZM186 136H187V138H186ZM202 136V137H201ZM205 136H206V140H205ZM3 137V138H2ZM13 137H15V138H13ZM51 137H53L52 139H51ZM141 137V138H140ZM149 137H150V140H149ZM152 137L154 138L155 137V139H152ZM159 137H160V139H159ZM188 137H190V139L188 138ZM194 137V138H193ZM195 137H196V139H195ZM223 139H222V138ZM246 137V138H245ZM24 138V139H23ZM140 138V139H139ZM216 138H218V139H216ZM249 138V139H248ZM22 139V140H21ZM25 139H27V140H25ZM32 139V140H31ZM138 139V140H137ZM144 139H146V140H144ZM151 139H152V141H151ZM158 139V140H157ZM183 139V141H181ZM187 139V140H186ZM198 139L200 140V141H198ZM221 139V140H220ZM244 139V140H243ZM15 140V141H14ZM55 140V141H54ZM132 140V141H131ZM149 140V141H148ZM153 140L155 141L154 143L155 144H151V143H153ZM162 140H164V141H162ZM167 140V141H166ZM180 140V142H178ZM194 140V141H193ZM203 140H204V143H202L203 142ZM208 140V141H207ZM212 140V141H211ZM227 140V141H226ZM245 140H248V141H245ZM250 140V141H249ZM255 140V141H254ZM18 141V142H17ZM26 143H25V142ZM27 141H28V143H29V145H28V143H27ZM46 141H48V142H46ZM57 141V142H56ZM134 141H136V142H134ZM138 141H140L139 143H138ZM145 141V142H144ZM148 141V142H147ZM187 141V142H186ZM193 141V142H192ZM195 141H197L196 142V144H194L195 143ZM207 141V142H206ZM211 141V142H210ZM216 141V142H215ZM229 141H231V140H229ZM233 141H231V142H233ZM15 143V144H13V143ZM17 142V143H16ZM53 142H55V143H53ZM59 142V143H58ZM61 142H62V144H61ZM65 142V143H64ZM131 142H133L132 144H131ZM160 142H162V143H160ZM164 142H166V144L164 143ZM172 144H171V143ZM210 142V143H209ZM224 142V143H223ZM247 142H249V147L251 146V147H253L252 149L251 148H249V147H246V143ZM254 142V143H253ZM24 143V144H23ZM35 143V144H34ZM50 144L51 146H49V147H51L52 149H53V147H54V149L55 150H52L51 148L49 149V150H47V152H44L43 150H44V148L43 147H45V149L48 147V145L47 144ZM57 143V144H56ZM142 145H141V144ZM177 143V144H176ZM187 143V144H186ZM202 143V144H201ZM207 143H208V145H207ZM212 143V144H211ZM235 143H238V144H235ZM252 143V144H251ZM39 144V145H38ZM46 144V145H45ZM63 145V144H65V145H63V147L61 146V145ZM70 144V145H69ZM140 144V145H139ZM143 144H144V146H143ZM189 144V145H188ZM200 144H201V146H200ZM240 144V145H239ZM244 144V145H243ZM14 145H15V147H14ZM26 145V146H25ZM33 145H34V147H33ZM44 145V146H43ZM131 145H132V147H131ZM196 145V146H195ZM239 145V146H238ZM245 147H243V146ZM256 145V146H255ZM11 146V147H10ZM19 146V147H18ZM25 146V147H24ZM35 146H36V148H35ZM39 146V147H38ZM42 146V147H41ZM60 146V147H59ZM65 146V147H64ZM156 146H158L159 148H161L160 150H159V148L158 147H156ZM166 146V147H165ZM167 146H168V149H167ZM183 146V147H182ZM192 147L191 149L189 148V147ZM195 146V147H194ZM198 146H200V147H198ZM207 146V147H206ZM237 146L239 147V148H237ZM248 146V145H247ZM5 149H4V148ZM7 147V148H6ZM42 148L41 150H39L38 148ZM131 147V150L129 149ZM171 147V148H170ZM178 147V148H177ZM185 147V148H184ZM188 147V148H187ZM212 147H214L215 148V150H214V148H212ZM230 149V151H229V153L227 154L226 153V151H227V149L228 148ZM257 147H259V148H257ZM4 150H3V149ZM139 148V149H138ZM158 148V150H156V149ZM197 148V149H196ZM202 148H203V151H202ZM226 148V149H225ZM263 148V149H262ZM9 149V150H8ZM28 149V150H27ZM31 149H32V151H31ZM35 149V150H34ZM39 151H38V150ZM48 149V148H47ZM63 149H60L59 150V152L62 150L63 152H66L67 150H63ZM186 149V150H185ZM195 149L197 150V151H195ZM217 149V150H216ZM251 149V150H250ZM13 150V151H12ZM17 150V151H16ZM50 150H52V151H50ZM99 149H97V150H95V151H98ZM131 151V152H128V151ZM172 150H173V152H172ZM200 150V151H199ZM213 150V151H212ZM220 150V151H219ZM239 150V151H238ZM241 150V151H240ZM4 151H6V152H4ZM24 151H25V153H24ZM27 151V152H26ZM32 153H31V152ZM37 153H35V152ZM133 151V152H132ZM165 153H164V152ZM176 151V152H175ZM180 151V152H179ZM186 151V152H185ZM199 151V152H198ZM203 153H202V152ZM216 151V152H215ZM17 152V153H16ZM29 152V153H28ZM44 152V153H43ZM56 152L53 154H51V157L52 156H54V155H56ZM193 152V153H192ZM208 152V153H207ZM235 152H237V153H235ZM243 152V153H242ZM58 153V152H57ZM93 153H94V155H93ZM96 153V154H95ZM130 153V154H129ZM133 153V154H132ZM157 153V154H156ZM180 153V154H179ZM209 153H211V154H209ZM217 153V154H216ZM220 153H226L227 154V156H225V154H220ZM232 153H235V154H237V155H235V154H232ZM256 153V154H255ZM258 153V154H257ZM1 154H2V156H1ZM12 154V155H11ZM23 154V155H22ZM29 154V155H28ZM92 154V155H91ZM168 154V155H167ZM199 154V155H198ZM205 154H207V155H205ZM218 154H220V155H222V156H220V155H218ZM231 154V155H230ZM9 155V156H8ZM13 155H17V156H13ZM27 155V156H26ZM86 155H87V157H86ZM133 155V158L131 157ZM203 155V156H202ZM217 155V156H216ZM225 157H224V156ZM233 155H234V157L235 156H237V157H235V158H233ZM252 155V156H251ZM4 156V157H3ZM32 156V157H31ZM34 156H36V157H34ZM40 156V157H39ZM93 158H92V157ZM94 156H95V159H94ZM240 156V157H239ZM10 159H9V158ZM20 157V158H19ZM23 157V158H22ZM25 157V158H24ZM42 157V158H41ZM88 157H89V159H88ZM128 157H131L130 158V160L128 159ZM163 157V158H164ZM183 157V158H182ZM205 157V158H204ZM207 157H209V158H207ZM224 157V158H223ZM227 157V158H226ZM229 157V158H228ZM239 157V158H238ZM29 158H30V160H29ZM87 158V160H85ZM115 158H119V160H121L122 159V163H123V166H126V165H128V167H123L122 166V164L119 162V160H118V162H117V160L115 159ZM176 158V159H175ZM178 158V159H177ZM204 158V159H203ZM215 158V159H214ZM242 158V159H241ZM254 158V159H253ZM5 159H8L7 161L5 160ZM13 159V160H12ZM37 159H40V160H37ZM94 159V160H93ZM189 159V160H188ZM190 159H193V160H190ZM220 159H221V161H220ZM240 159V160H239ZM23 160V161H22ZM29 160V161H28ZM89 160H90V162H89ZM92 160V161H91ZM96 160V161H95ZM123 160H124V162H123ZM174 160H175V162H174ZM184 160H186L185 162H184ZM206 160V161H205ZM214 160V161H213ZM223 160V161H222ZM243 160V161H242ZM10 161V162H9ZM15 161H17V162H15ZM42 161V162H41ZM69 161L70 162H72V163H69ZM93 161H95V162H93ZM131 163H130V162ZM181 161H183L182 162V164H181ZM187 161H189L188 163H187ZM211 161V162H210ZM230 161V162H229ZM256 161V162H255ZM48 162V161H47ZM47 162H46V164H47ZM84 162H85V164H84ZM92 162V164H93V166H92V164L90 165V163ZM116 162V163H115ZM177 162H179V163H177ZM228 162V163H227ZM243 162V164H241ZM258 162V163H257ZM14 163V164H13ZM21 163V164H20ZM39 164V166H38V164ZM41 163V164H40ZM49 163V162H48ZM95 163V164H94ZM98 163V164H97ZM129 163V164H128ZM135 163V164H134ZM188 165L187 166V168L189 167V169H187V168H184L183 169V167H186V165ZM191 163H193V164H195V166H193V164H191ZM197 163H198V166H197ZM199 163H200V166H202L201 168H200V166H199ZM226 163V164H225ZM257 163V164H256ZM17 164V165H16ZM36 164V166H38V167H34L33 165H35ZM125 164V165H124ZM134 164V165H133ZM229 164H232L231 166L229 165ZM61 166V168L62 169H64L63 171H62V169L60 168V167H58V166ZM84 165V166H83ZM97 165L98 166H100V167H97ZM177 165V166H176ZM181 165H183V166H181ZM191 165L193 166V167H195V168H191ZM220 165V166H219ZM228 165V166H227ZM241 165V166H240ZM6 166V167H5ZM46 166V165H45ZM95 166H96V169H95ZM132 166H130L129 168H131V169H129L130 171H129V173L132 171V176L131 175H129V178H130V176H131V178L129 179L128 178V176H127V178H125V181H123V182H120V183H118V182H116V185L114 186V188H113V193H112V195H114V194H116V195H114L116 198H118L119 200H124L125 201V196H122V195H124V192H125V189L124 190H122L123 189V185H128V183L130 184V185H133L134 184V182H137L136 180L134 181V179H138V176H136V174H138V167H137V170L135 169L136 167V165L132 168ZM179 166V167H178ZM197 166V167H196ZM210 166H211V168H210ZM215 166V167H214ZM218 166V167H217ZM222 166V167H221ZM13 167V169H11ZM16 167V168H15ZM30 167H31V169H30ZM47 167V166H46ZM49 167H51V166H48V169H49ZM56 167H57V169H56ZM121 167H123V169L121 168ZM220 167V168H219ZM255 167V168H254ZM2 168V169H1ZM22 168L24 169L23 171L24 172H22ZM60 168V169H59ZM75 168V167H74ZM92 168L94 169V170H97V172H95L91 177H90V174L88 173V170H92ZM112 168H115L116 169V171H115V169L112 171L111 169ZM178 168V169H177ZM204 168H206L208 171H204V170H206V169H204ZM212 168H213V171H212ZM10 169L12 170L11 172H8V171H10ZM16 169V170H15ZM27 169V170H28ZM51 169H52V172H54V170H53V168L51 167ZM83 169L84 170H86V171H83ZM101 169V170H100ZM124 169H126V170H124ZM180 169V170H179ZM191 169H196L195 170V172L192 170L191 171ZM225 169V170H224ZM229 169V170H228ZM2 170V171H1ZM124 172H123V171ZM199 170H201V171H199ZM256 170V171H255ZM35 171H33V173L31 172V174H35V173H37V171L35 172ZM69 171H71V172H69ZM189 171L190 173L188 174V175H186L185 173H187V172ZM198 173H197V172ZM27 172V171H26ZM35 172V173H34ZM50 173H47V174H51V175H53V173L51 172V170L49 171ZM60 172V173H59ZM73 172V173H72ZM75 172V173H74ZM80 172V173H79ZM101 174H100V173ZM113 172H114V174H113ZM178 172V173H177ZM182 172V173H181ZM204 172V173H203ZM231 172V173H230ZM234 172V173H233ZM70 173V174H69ZM86 173V174H85ZM99 175H98V174ZM105 173V172H104ZM128 173V174H129ZM194 173V174H193ZM202 173V174H201ZM206 173V174H205ZM212 173V174H211ZM242 173V174H241ZM251 173V174H250ZM257 173H259V174H257ZM25 174V173H24ZM27 174L28 173H26V176H27ZM83 174V175H82ZM95 174L96 175H98V176H96L95 177ZM133 174H134V176L136 177H134L133 178ZM204 174V175H203ZM217 174V175H216ZM234 174V175H233ZM241 174V175H240ZM252 174H257V175H259V176H257L256 175V177H255V175H252ZM56 175H58V177L56 176ZM86 177H85V176ZM191 175V176H190ZM196 175V176H195ZM198 175H200V176H198ZM232 175V176H231ZM245 175L247 176L246 178H245ZM25 176V175H24ZM30 176H32V175H30ZM176 176H177V178H176ZM189 176V177H188ZM204 176H206V178L204 177ZM208 176V177H207ZM61 177V178H60ZM184 177V178H183ZM198 177V178H197ZM202 177V178H201ZM217 177V178H216ZM229 177V178H228ZM249 177V178H248ZM255 177V178H254ZM260 177V178H259ZM64 178V179H63ZM67 178V179H66ZM73 178V179H72ZM82 178L84 179V180H82ZM86 178V179H85ZM88 178V179H87ZM168 178H169V180H168ZM180 180H179V179ZM182 178V179H181ZM193 178V179H192ZM201 178V179H200ZM209 178V179H208ZM58 179V180H57ZM61 181H60V180ZM72 179V180H71ZM123 179V178H122ZM127 179V180H126ZM133 179V180H132ZM178 179V180H177ZM195 179V180H194ZM219 179V180H218ZM221 179V180H220ZM227 179V180H226ZM263 179V180H262ZM10 180L12 181V180H14L13 178H10ZM24 180V179H23ZM68 180V181H67ZM75 181V183H74V181ZM86 180V181H85ZM129 180V181H128ZM172 180V181H171ZM213 180H215L214 182H213ZM232 180V181H231ZM71 181H73V183L71 182ZM78 181V182H77ZM81 181V182H80ZM131 181V182H130ZM163 181H164V183H163ZM177 181V182H176ZM179 181H180V184H179ZM197 181V182H196ZM202 181V182H201ZM218 181L222 184H219L218 183ZM221 181H223V183L221 182ZM226 181H228V182H226ZM235 181H237V182H235ZM245 181V182H244ZM25 182V181H24ZM64 184H63V183ZM80 182V183H79ZM83 182V183H82ZM125 182H126V184H125ZM133 182V183H132ZM167 182V183H166ZM194 182V183H193ZM204 182V183H203ZM205 182H206V184L207 185H209V186H207L206 184H205ZM224 182H225V184H227V185H225L224 184ZM263 182V183H262ZM123 183V184H122ZM132 183V184H131ZM174 183V184H173ZM191 183H192V185L194 186V188H193V186L191 185ZM209 183V184H208ZM242 183L244 184V185H242ZM246 183H249L248 185L246 184ZM251 183H254V185H252ZM257 183H259V184H257ZM24 184V183H23ZM70 184V185H69ZM179 184V185H178ZM214 184V185H213ZM224 184V185H223ZM240 184V185H239ZM263 184V185H262ZM77 185H79V186H77ZM81 185H82V187H81ZM85 185V186H84ZM89 187H91V188H89ZM126 185V186H127ZM135 186L134 187H137L136 186V184H134ZM164 185V186H163ZM167 185V187H165ZM173 185V186H172ZM180 185H182V186H180ZM185 185V186H184ZM187 185V186H186ZM191 185V186H190ZM196 185V186H195ZM219 185V186H218ZM221 185V186H220ZM246 185V186H245ZM256 185L258 186V187H256ZM25 186V185H24ZM23 186V187H24ZM74 186L76 187L75 189H74ZM87 186V187H86ZM140 186V187H141ZM171 186V187H170ZM179 186H180V189H179ZM190 186V187H189ZM241 186H243L244 187V189L241 187ZM248 186H250L249 187V189H251V190H254L253 192L251 191V192H249L250 190L248 189ZM254 188H253V187ZM263 186V187H262ZM26 187V186H25ZM84 187V189H82ZM86 187V188H85ZM100 187V188H99ZM148 187V188H147ZM149 187H150V189H149ZM169 187V188H168ZM178 189H177V188ZM196 187V188H195ZM208 187H210V188H208ZM216 187V188H215ZM222 187H223V189H222ZM58 188V189H57ZM145 188H147V190H145ZM159 188V189H158ZM162 188V189H161ZM171 188H172V190H171ZM192 188V189H191ZM231 188V189H230ZM253 188V189H252ZM46 191L45 193H46V195H44L45 193H44V190ZM54 189L56 190L55 192H56V194H54ZM70 189V190H69ZM77 189V190H76ZM80 189V190H79ZM87 189H89V190H87ZM92 189H94V191H93V193H92ZM101 189V190H100ZM133 189H135V188H133ZM144 189V190H143ZM149 189V190H148ZM209 189V190H208ZM217 189V190H216ZM49 190H51V191H53L51 194H49ZM162 190V191H161ZM170 190V191H169ZM176 190H180L181 191V194H180V192H178V191H176ZM188 190V191H189ZM212 190V191H211ZM70 193H69V192ZM72 191V192H71ZM154 191V192H153ZM166 191V192H165ZM207 191V192H206ZM217 191V192H216ZM237 191V192H236ZM48 192V193H47ZM80 192V193H79ZM90 192V193H89ZM129 192H130V190H129ZM137 192V191H136ZM199 193V195H197V194H195V193ZM202 192V193H201ZM247 192H248V194H247ZM43 193V194H42ZM58 193V194H57ZM89 193V194H88ZM97 193V194H96ZM102 193V194H101ZM138 193H140V191L138 192ZM137 193V194H138ZM175 195H174V194ZM219 193V194H218ZM239 194V196L237 197V195ZM241 193V194H240ZM244 193H246V194H244ZM80 194V195H79ZM82 194V195H81ZM95 194V195H94ZM133 194H135L134 192H133ZM155 194H157V195H155ZM160 194H161V196H160ZM179 194V195H178ZM212 194V195H211ZM214 194V195H213ZM227 194V195H226ZM254 194V195H255ZM37 195V196H36ZM41 195V196H40ZM92 195H93V197H94V199L93 198H90V197H92ZM97 195V196H96ZM101 195V196H100ZM105 197H104V196ZM119 197H118V196ZM136 195V194H135ZM148 195V196H147ZM167 195H168V197H167ZM226 195V196H225ZM245 195V196H244ZM70 196H71V198H70ZM73 196H76V197H74V199H73ZM84 196V197H83ZM132 196H134V195H132ZM131 196V197H132ZM235 196V197H234ZM43 197H44V199H43ZM48 197V198H47ZM56 197V198H55ZM64 197V199H62ZM104 197V198H103ZM108 197H110V198H108ZM122 197V198H121ZM149 197V198H148ZM156 197V198H155ZM173 197V198H172ZM205 197V198H204ZM234 197V198H233ZM242 199H241V198ZM250 197V198H249ZM40 198V199H39ZM52 198V199H51ZM68 198H70V199H68ZM77 198V199H76ZM106 198V199H105ZM116 198H115V200H116ZM135 198H136V196H135ZM204 198V199H203ZM35 199V200H34ZM54 199H55V201H54ZM80 199V200H79ZM91 199V200H90ZM132 199L135 201V200H137V198L136 199H134V197H132V198H130V199H126V201L129 203V204H132V203H134V201H132ZM157 199V200H156ZM162 199V200H161ZM238 199H239V201H238ZM34 200V201H33ZM52 200V201H51ZM93 200V201H92ZM155 200H156V202H155ZM169 200V201H168ZM173 200V201H172ZM174 200H176V201H174ZM219 200V201H218ZM228 200V201H227ZM230 200V201H229ZM46 201H49V202H46ZM65 201H67V203L65 202ZM69 201V202H68ZM75 201V202H74ZM89 201V202H88ZM99 201V202H98ZM111 201V202H110ZM171 201V202H170ZM238 201V202H237ZM39 202V203H38ZM42 202V203H41ZM77 202V203H76ZM80 202V203H79ZM91 202H93V204H94V206H91V205H93ZM98 202V203H97ZM108 203V205H106L107 203ZM149 202V201H148ZM170 202V203H169ZM228 202V203H227ZM240 202V203H239ZM245 202V203H244ZM249 202V201H248ZM11 203H13V204H15L14 206H11V205H13V204H11ZM41 203V204H40ZM45 203V204H44ZM47 203H49V205H51L50 207L51 208H55V211H56V215L58 216V215H60V217L58 216L57 217V220H58V222H55V223H53L54 222V220H53V222L51 221V219H50V221L48 220L49 218L48 217H46V216H48V215H42L43 217H41V219H43L44 221H41V219L40 218H38V219H40V222H41V224H42V222H44V223H46L45 221H48L50 224L52 223V225H56V226H59L60 228H58V227H56L55 226V228H54V226H53V228L52 227H45V226H47V224H45V226L43 225V227H45L46 229H44V228H42L41 227V225H40V223L39 224H37L38 222V219H37V221H36V218L37 217H39V215L37 214V216L35 215L36 213L35 212H33V210H35L36 208H38V207H41V206H44V205H48ZM54 203L56 204V205H54ZM96 203V204H95ZM105 203V204H104ZM157 203H158V205H157ZM163 203V204H162ZM173 205H172V204ZM179 203V202H178ZM247 203V204H246ZM41 205V206H39V205ZM70 204V205H69ZM91 204V205H90ZM246 204V205H245ZM58 205V206H57ZM77 206L78 207V209H75V208H77V207H75L74 208V206ZM97 205V206H96ZM100 205H101V207H100ZM104 205H106V206H104ZM154 204L152 205L153 207L155 206ZM219 205V206H218ZM222 205H223V207H222ZM232 205V206H231ZM246 207H245V206ZM18 206V207H17ZM35 206H38V207H36L35 208ZM55 206H57V207H55ZM80 206H81V208H80ZM173 206V207H172ZM217 206V207H216ZM242 206V207H241ZM11 207H12V209H11ZM21 207V208H20ZM49 206H47V208H48ZM62 207L65 209V210H63L62 209ZM67 207H69V209L67 208ZM70 207H73L72 209H74V211L73 210H71V208ZM103 207V208H102ZM108 207V208H107ZM146 207H147V205H146ZM170 207H172V209H170ZM180 207H182L181 209H182V211H183V209H184V211H183V215H182V211H181V209H180ZM208 207H210L209 209H208ZM230 207V208H229ZM10 208V209H9ZM16 208V209H15ZM42 208H46V206H44V207H42ZM57 208V209H56ZM85 208V209H84ZM105 208V209H104ZM111 208V209H110ZM244 208H247V211H246V209H244ZM13 209L15 210V211H13ZM21 209V211L19 212L18 210H20ZM24 209V210H23ZM30 209V210H29ZM58 209L61 211V212H59L58 211ZM67 209V210H66ZM90 209V210H89ZM103 209V210H102ZM169 209H170V212H169ZM174 209V210H173ZM239 209V210H238ZM241 209H242V211H241ZM10 210H12V211H10ZM26 210V211H25ZM28 210V211H27ZM78 210V211H77ZM91 210H93L94 212H93V214L94 215H96V216H92L93 217V219L95 218V217H101V218H103V219H98L97 218V221H96V219H94V221L96 222H94L93 221V219H92V222L93 223H95L93 226H91V224H93L92 222H91V219H90V217H91V215L90 214H92V211ZM98 210V211H97ZM105 210V211H104ZM208 210H209V212H208ZM225 210V211H224ZM245 210V211H244ZM25 211V212H24ZM67 211L69 212L68 214H66L67 213ZM70 211H72V214H71V212ZM85 211H87V212H85ZM89 211H91V212H89ZM101 211V212H100ZM173 212V214H172V212ZM204 211H205V213H204ZM228 211V212H227ZM15 212H16V215H15ZM19 212V213H18ZM29 213V214H26V213ZM66 212V213H65ZM96 212V213H95ZM160 212V213H159ZM171 213V214H169V213ZM178 212V213H177ZM241 212V213H240ZM244 212H246V213H244ZM13 213H14V216H13ZM23 214V215H19L18 216V218H17V215L18 214ZM35 213V214H34ZM59 213V214H58ZM62 213V214H61ZM63 213H64V215H63ZM73 213H74V215H73ZM78 215H77V214ZM114 213H116V214H118V215H116L117 216V218H119V216H120V218L119 219H117V221H115V219H116V216H115V214ZM146 213H148L147 215H146ZM155 213H157V214H159L158 215V218H157V214L155 215ZM163 214L164 216H162V215H160V214ZM247 213H248V218L245 216V215H247ZM9 214V215H8ZM66 214V215H65ZM88 214V215H87ZM111 214H112V218H111ZM113 214H114V216H113ZM168 214V215H167ZM176 214V215H175ZM177 214H179L180 215V218H178V217H176L177 216ZM235 214H237V215H235ZM243 214V215H242ZM245 214V215H244ZM75 215H77L79 218H80V221H79V218H76L75 217ZM101 215V216H100ZM104 215V216H103ZM105 215H108V216H105ZM151 215V216H150ZM152 215H153V217L155 218H153L152 217ZM170 215V216H169ZM175 215V216H174ZM186 215V216H185ZM11 216V217H10ZM16 216V217H15ZM31 216V217H33V218H35V221H34V219H33V221L34 222H37V223H34V222H32V218H31V222H29L30 221V218L29 217ZM36 216V217H35ZM61 216H63L64 218H63V221H62V217ZM69 216V219L67 218ZM70 216H71V219H70ZM72 216H74V218H76V219H72ZM161 216V217H160ZM173 216V217H172ZM185 216V217H184ZM197 217V218H195V219H200L201 217ZM205 216V217H204ZM46 217V218H45ZM86 217V218H85ZM107 217V218H106ZM115 217V218H114ZM142 217V218H141ZM184 217V218H183ZM207 217H208V219H207ZM222 217H224L225 219H226V221H227V223H225V226H226V228L228 227L227 226V224L229 223L230 225H229V227H228V229L230 230L229 232L227 231V229L225 228V226H224V224H223V221H222ZM252 217H255L254 215L252 216ZM13 218H15V219H13ZM21 218V219H20ZM23 218V219H22ZM105 218L107 219V221L108 222H106L105 221ZM114 218V219H113ZM128 218V217H127ZM141 218V219H140ZM152 218L154 219V221H152ZM162 218V219H161ZM210 218V219H209ZM248 219V221H247V219ZM8 219H9V221H8ZM17 219H18V222H17ZM64 219H65V222H64ZM77 219H78V221H77ZM111 219H113V221H111ZM150 219H151V221H150ZM170 219H171V222H170ZM195 219H193V220H195ZM203 220H205V219H203ZM23 221H25V223H26V225H25V227L26 226H28V227H26V229H24L25 227L24 226H22V222ZM63 223L64 222V224H62L61 222ZM74 221V222H73ZM84 223H83V222ZM87 221V222H86ZM88 221H90L91 222V224H88ZM114 221L115 222H118L119 221V223L121 224L120 225V230H116V227H115V224H114ZM164 221H166V224H165V222ZM172 221H173V223H172ZM184 221V222H183ZM205 221V222H206ZM219 221H220V224H221V226H222V228H220L221 226L219 225ZM247 221V222H246ZM4 222V223H3ZM7 222V223H6ZM12 223V224H10V223ZM15 222L17 223V226H18V223H19V226L17 227V226H15L16 224H15ZM30 224H29V223ZM76 222V223H75ZM100 222V223H99ZM104 222V223H103ZM113 222V223H112ZM141 222V223H140ZM147 222H149V224H146ZM153 222V223H152ZM155 222V223H154ZM159 222V223H158ZM161 222H162V224H161ZM167 222H169V223H167ZM182 222V224H180ZM186 222V223H185ZM212 222H215V224L214 223H212ZM225 222V221H224ZM231 222H233V223H231ZM247 224H246V223ZM21 223V224H20ZM24 223V224H25ZM31 223H33V224H36L37 226H35V225H32ZM63 225V226H66V229H65V227H63L61 224ZM78 223V224H77ZM102 223V224H101ZM114 224V225H112V224ZM164 223V224H163ZM172 223V224H171ZM187 223H188V225H187ZM250 223V224H249ZM10 224V225H9ZM69 224V225H68ZM105 224V225H104ZM146 224V225H145ZM170 224V225H169ZM175 224H176V226H178V224H180L181 225V227H180V225L178 226V227H180V228H178V227H176V228H174L175 227ZM190 224H192L193 226V230L191 229V226H190ZM231 224H232V226H231ZM2 225V226H1ZM31 225H32V227H31ZM77 225V226H76ZM79 225V226H78ZM86 225V226H85ZM99 225V226H98ZM108 225V226H107ZM110 225V226H109ZM112 225V226H111ZM151 225V226H150ZM153 225H155V226H153ZM158 225V226H157ZM161 225V227H159ZM172 225V226H171ZM174 225V226H173ZM235 225V226H234ZM246 225V226H245ZM249 225H250V227H249ZM33 226L35 227V228H33ZM39 226H40V228H39ZM72 226V227H71ZM76 226V227H75ZM83 226H84V228H83ZM87 226H89V227H87ZM169 226V227H168ZM184 226H186V227H184ZM214 226V227H213ZM216 226V227H215ZM220 226V227H219ZM234 226V227H233ZM248 226V227H247ZM254 226V227H253ZM11 227V228H10ZM15 229H14V228ZM23 227V229H20V228H22ZM36 227H38L37 228V230H35L36 229ZM61 227H63L62 228V230H58V229H61ZM72 228V229H69V228ZM90 227H91V230H90ZM103 227V228H102ZM121 227H126V229L125 230H123ZM130 228V227H132V229L130 228V230L129 231H126L127 230V228ZM136 227V228H135ZM150 227H152L151 229H150ZM165 227H168V229H170V230H167V228H165ZM170 227H172V229L170 228ZM207 227V228H206ZM211 227V228H210ZM213 227V228H212ZM217 227L219 228V229H217ZM233 227V228H232ZM258 227V228H257ZM6 228V229H5ZM8 228V229H7ZM28 228L29 229H31L32 231L33 230H35V231H37V232H32V231H29L28 230ZM73 228H75L76 230H79L80 229V231H83V233L82 232H80L79 231V233L78 232H75L76 230H74V232H73ZM82 228H83V230H82ZM93 228V229H92ZM95 228V229H94ZM156 229V231H155V229ZM165 228V229H164ZM175 230H174V229ZM194 228H195V230H194ZM224 228L226 229L225 230V232L227 231V234L224 232ZM256 228V229H255ZM20 229V230H19ZM39 229H40V232H38L39 231ZM65 229V230H64ZM101 229V230H100ZM104 229H106V231L104 230ZM162 231H164L165 230V233L164 232H162V235L160 234L161 232V230ZM220 229H222L221 231H220ZM14 230V231H13ZM19 230V231H18ZM23 230V231H22ZM26 230V231H25ZM49 230V231H48ZM54 230H57L60 234H62L61 236H60V234L57 232V231H54ZM66 230H68L69 232H67ZM72 230V231H71ZM87 230V231H86ZM93 230H95V231H93ZM99 230H100V232H99ZM109 230V231H108ZM121 230H123L122 232H121ZM158 230H159V232H158ZM166 230H167V232H166ZM173 230V231H172ZM233 230V231H232ZM235 230V231H234ZM42 231V232H41ZM102 231V232H101ZM104 231V232H103ZM112 231V232H111ZM150 233H149V232ZM173 233H172V232ZM179 231H181L180 233H178ZM223 231V232H222ZM64 232H67V233H64ZM72 232H73V234H72ZM113 232H114V234H113ZM125 232H126V235L127 234H129V239L128 238H126V235H125ZM152 232V233H151ZM155 232H156V234H155ZM170 232V233H169ZM202 232H201V234H200V236L202 237L203 236V234H202ZM205 232V233H204ZM231 232H233L232 234H231ZM237 232H239V234L237 233ZM245 232V233H244ZM257 232V233H256ZM10 233H11V235H10ZM15 233V234H14ZM17 233V234H16ZM30 233V234H29ZM34 233V234H33ZM35 233H37V234H39L40 233V235H38L39 237H37L36 235L37 234H35ZM43 233V238H42V234ZM95 234V236H94V234ZM106 233H108L107 235L104 234ZM122 233H124V234H122ZM151 234V235H149V234ZM157 233H159V234H157ZM170 235H169V234ZM172 233V234H171ZM182 233V234H181ZM228 233H230L232 236H230V234H228ZM241 233V234H240ZM243 233V234H242ZM259 233V234H258ZM4 234V235H3ZM70 234V235H69ZM76 234V235H75ZM98 234V235H97ZM112 234V235H111ZM116 234H117V236H116ZM155 234V235H154ZM164 234H165V236H164ZM176 234H178V235H176ZM224 234V235H223ZM255 234V235H254ZM5 235H6V237H5ZM14 235V236H13ZM16 235V236H15ZM23 235V236H22ZM31 235H32V237H31ZM80 235V236H79ZM86 235V236H85ZM101 235V236H100ZM146 235H149V236H146ZM183 235V236H182ZM227 235H229V236H227ZM241 235V236H240ZM244 235V236H243ZM248 235V236H247ZM2 236V237H1ZM22 236V237H21ZM36 236V237H35ZM53 236V235H52ZM57 236V237H56ZM65 236H67V237H65ZM69 236H71L70 238H73L74 239V241L73 242H71V239H68L69 238ZM77 236V237H76ZM90 236V237H89ZM103 236V237H102ZM114 236V237H113ZM116 236V237H115ZM128 236V235H127ZM155 236V237H154ZM182 236V237H181ZM19 237H20V239H19ZM59 237H60V239H59ZM62 237V238H61ZM94 238V240H93V238ZM111 237V238H110ZM152 237V238H151ZM155 239H154V238ZM200 237V238H201ZM232 237V238H231ZM234 237V238H233ZM247 237V238H246ZM11 238V239H10ZM12 238H14V239H12ZM24 238V239H23ZM26 238V239H25ZM28 238V239H27ZM30 238V239H29ZM32 238H36L35 240L34 239H32ZM53 238V237H52ZM63 238H64V240H63ZM67 238V239H66ZM88 238V239H87ZM100 239V241H99V239ZM103 238V239H102ZM105 238V239H104ZM109 238V239H108ZM118 238H119V240H118ZM147 238V239H146ZM149 238V239H148ZM170 238V239H169ZM178 238V239H177ZM227 238H229L230 240H228ZM257 238V239H256ZM4 239H5V242H4ZM16 239V240H15ZM65 239L68 241V244L66 243V241H65ZM80 239V240H79ZM97 239H98V241H97ZM121 239V240H120ZM185 239H186V241H185ZM233 239V240H232ZM235 239H237V240H235ZM8 240V241H7ZM11 240V241H10ZM12 240H13V242H12ZM15 240V241H14ZM24 240V241H23ZM31 240V241H30ZM79 240V241H78ZM86 240H88V241H86ZM107 240H108V242H109V244H108V242H107ZM112 240V241H111ZM129 240H131V242H129ZM188 240V241H187ZM242 240V241H241ZM248 240V241H247ZM3 241V242H2ZM19 241V242H18ZM39 241V240H38ZM59 241V243H57ZM60 241H63V242H60ZM69 241L71 242V244L69 243ZM76 241H78V242H76ZM81 241V242H80ZM118 241V242H117ZM157 241V240H156ZM245 241V242H244ZM11 242V243H10ZM15 242V243H14ZM30 243V244H28V243ZM33 242V243H32ZM74 242L77 244H75L74 245ZM82 242H84V243H82ZM92 242V243H91ZM95 242V243H94ZM100 242V243H99ZM105 242V243H104ZM120 242V243H119ZM175 242V243H174ZM247 242V243H246ZM18 243V244H17ZM20 243V244H19ZM23 245H22V244ZM27 243V244H26ZM64 245H63V244ZM117 243V244H116ZM122 243H123V245H122ZM128 243V244H127ZM170 243V244H169ZM177 243V244H176ZM240 243H241V247L239 246L240 245ZM252 243V244H251ZM15 244V245H14ZM34 244V245H33ZM38 244V245H37ZM73 244V245H72ZM87 244V245H86ZM97 244V245H96ZM127 244V246H125ZM173 244V245H172ZM186 244V245H185ZM243 244H245L246 246L248 245V246H251L250 248H248V247H246L245 245V249H247V250H249V251H246L242 246H243ZM20 245V246H19ZM29 247H28V246ZM32 245V246H31ZM58 245V246H57ZM61 245V246H60ZM66 245V247H64ZM84 245H86V246H84ZM92 245V246H91ZM94 245V246H93ZM104 245V246H103ZM110 245V246H109ZM118 245V246H117ZM128 245H132L135 249H133V247H131V249H130V246H128ZM207 246L209 245L208 243L206 244ZM205 245V246H206ZM63 246V247H62ZM78 246H83L82 248H80V247H78ZM100 246V247H99ZM103 246V247H102ZM121 246V247H120ZM125 246V247H124ZM136 246V247H135ZM189 246V247H188ZM204 246V247H205ZM253 246V247H252ZM7 247V248H6ZM17 248V250H16V248ZM32 247H34V248H32ZM36 247H38V248H36ZM56 247H57V254H56V251H54V249L56 250ZM59 247V248H58ZM61 247L63 248V250L61 249ZM76 247V248H75ZM106 247H107V249H106ZM112 247V248H111ZM118 249H117V248ZM174 247V248H173ZM177 247V248H176ZM255 247V248H254ZM10 248V249H9ZM20 250H19V249ZM30 248V249H29ZM69 248V249H68ZM96 248V249H95ZM102 248V249H101ZM115 248V249H114ZM128 248V249H127ZM176 248V249H175ZM191 248V247H190ZM191 248V249H192ZM260 248V249H259ZM263 248V249H262ZM30 251H29V250ZM32 249H34V250H32ZM58 249H61V250H58ZM65 249V250H64ZM81 249H82V253H81ZM85 249V250H84ZM87 249V250H86ZM94 249V250H93ZM98 249V250H97ZM114 249V250H113ZM125 249V250H124ZM186 249V250H185ZM205 249H206V247H205ZM204 249V250H205ZM251 249L253 250V251H251ZM9 250H11L10 251V253H9ZM23 250V251H22ZM27 250H28V252H27ZM32 250V251H31ZM67 250V251H66ZM68 250L70 251V250H75V254L73 253L72 254V251H70V254L73 256V257H71V256H69L68 254ZM80 250V251H79ZM92 250V252L90 253V251ZM105 250V251H104ZM113 250V251H112ZM117 250V251H116ZM133 250V251H132ZM136 250L138 251V252H136ZM182 250H183V252H182ZM201 250V251H200ZM203 250V247L201 248V249H199L198 251H200V255H202L203 253H205L206 255H208V256H205L204 254V256L205 257H208V261L209 260H211L210 262H212L211 264H213V262H215L214 264H221V261L217 258V261H216V257H214V256H216V255H214V254H216V253H212V254H207L206 252H208V250L206 251V252H204V250ZM255 250V251H254ZM15 251H17V252H15ZM19 251V252H18ZM34 251V252H33ZM60 251H61V253H60ZM84 251V252H83ZM95 251V252H94ZM100 251H102V252H100ZM109 251V252H108ZM187 251V253H185ZM3 252V253H2ZM7 252V253H6ZM80 254H79V253ZM86 252V253H85ZM105 252H108V253H105ZM111 252V253H110ZM116 254H114V253ZM189 252H190V254H189ZM249 252V253H248ZM19 253H21V254H18ZM31 255H30V254ZM59 253V254H58ZM78 253V254H77ZM98 255H97V254ZM131 253V254H130ZM135 253V254H134ZM141 253V254H140ZM257 253V254H256ZM10 254V255H9ZM83 254V255H82ZM96 254V255H95ZM109 254V255H108ZM123 254V255H122ZM130 254V255H129ZM133 254V255H132ZM139 254V255H138ZM8 255V256H7ZM16 255V256H15ZM29 255V256H28ZM35 257H34V256ZM51 255V256H52ZM55 255H58L59 257H56ZM62 255H65L64 257L62 256ZM76 255V256H75ZM87 255V256H86ZM95 255V256H94ZM106 255V256H105ZM113 255V256H112ZM136 255V256H135ZM186 255V256H185ZM202 255V256H203ZM214 255V256H213ZM254 255V256H253ZM256 255H258V256H256ZM13 256V257H12ZM15 256V257H14ZM63 257V258H61V257ZM66 256H68V258L66 257ZM82 256V257H81ZM93 256H94V258H93ZM108 256V257H107ZM112 256V257H111ZM120 256V257H119ZM209 256H210V258H209ZM212 256L214 257V259H215V261H212L213 259H212ZM29 257V258H28ZM34 257V258H33ZM49 257V256H48ZM47 257V258H48ZM75 257V258H74ZM78 257V258H77ZM80 257V258H79ZM92 257V258H91ZM95 257H97V258H95ZM98 257H99V259H98ZM104 258V260H103V258ZM105 257H107V258H105ZM117 257V258H116ZM134 257H135V259H134ZM4 258V259H3ZM17 258V259H16ZM32 258V259H31ZM50 258V257H49ZM48 258V259H49ZM87 260H86V259ZM90 258V259H89ZM108 258H109V260H108ZM111 258V259H110ZM123 258H124V260H123ZM148 258H150L151 260L149 261L148 260V262H149V264H161L162 262V258L161 257H159L158 256V258L154 255V257L152 256H150V257H148ZM154 260H153V259ZM155 258H157V259H155ZM176 258H171L170 259V262L168 263V264H173V262H174V264H179V262H177V261H173L172 259H174V260H176ZM253 258H254V260H253ZM19 259H21V260H19ZM48 259H45V260H39V258H38V260H39V263H38V261L37 262H35L34 264H42L44 261L47 263V260ZM59 259H61V260H58ZM74 259V260H73ZM77 259H79L78 260V262H76L77 261ZM84 259V260H83ZM118 259V260H117ZM126 259V260H125ZM128 259V260H127ZM130 259H131V261H130ZM14 262H13V261ZM67 260V261H66ZM93 260V261H92ZM103 260V261H102ZM116 260V261H115ZM157 260H159V261H157ZM258 260V261H257ZM2 261H0V263H2ZM23 261V262H24ZM48 261H51V258L48 260ZM62 261V262H61ZM70 263H69V262ZM80 261H81V263H80ZM93 263H92V262ZM121 261V262H120ZM124 261V262H123ZM128 261H130V262H128ZM156 261V262H155ZM45 262L43 263V264H45ZM56 262H54L53 261V264H57ZM65 262V263H64ZM96 262H98V263H96ZM105 262V263H104ZM108 262V263H107ZM136 262V263H135ZM172 262V263H171ZM209 262V263H210ZM218 262V263H217ZM14 264H17V262H15ZM50 264V263H49ZM52 264V263H51Z\"/></svg>", "mask_w": 264, "mask_h": 264}]
</instances>
